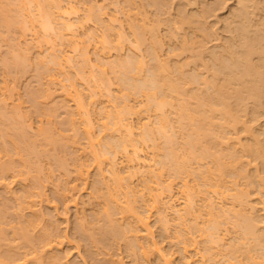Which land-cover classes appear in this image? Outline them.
I'll return each instance as SVG.
<instances>
[{
    "label": "bare ground",
    "instance_id": "1",
    "mask_svg": "<svg viewBox=\"0 0 264 264\" xmlns=\"http://www.w3.org/2000/svg\"><path fill=\"white\" fill-rule=\"evenodd\" d=\"M12 1H17V0H10L11 3H13ZM21 1L19 3H23L22 4L23 6L25 3V7H27L26 10L27 9L30 10L28 7L30 4H28V3H31L33 1L36 2L35 3V5L37 6V7L35 6L36 8L34 6L32 7L30 5L32 7V9L33 8L36 9V12L31 13V10H32L31 9L29 11V13L24 14L25 12H22V11L23 10L25 11V9L18 2H17L18 4H16L15 2L13 3V4H16V5H14L16 7H14L13 4L8 3V1H6V0H3L2 3L5 5H3V4L0 5V12H1L0 13V16H1L0 19H3L2 16L4 14V20L0 21V22H1V24L4 22L3 24H5V27H3L2 25L1 26L4 29L5 28L8 29V31L10 32L9 27L13 28L17 25L16 28H18V30H21L20 32L18 31L19 34H21L23 36L27 35L26 32H28L29 30L32 31L34 33V35L36 34L35 32H37L36 35H39L38 31H37L39 29H36L38 27L42 28L41 31L45 30L46 33L48 31H50L51 35L47 34L46 38L44 37V40L48 41V43L44 40L43 41L45 42V44L46 43L49 44V47L52 48V49L50 48L51 51L55 50V47L57 48V45L59 46L60 50L62 49L61 48L62 46L60 47V45H59V44H61V42H59L58 39L57 40L54 39L58 42L57 45H55L56 41L54 42V40H53V42H54L53 43L51 41L52 38H59L60 37V41H61V39L64 37V39H66V41L70 40L69 43L70 42L73 43L70 45V46H72L70 48L74 47L73 51L71 52V55L69 54L70 52L67 53L66 51H64V48L61 50V52H64V53H61L59 50V52H60L59 54L58 53H52V55H51V52H50V53H48L50 55H46V56H48V60L52 61L51 65L54 64L53 66L57 67L59 64L60 67H57V68H59L58 70H60L62 68L61 66L64 65L63 61L65 64L68 63V65H69V63H70L69 61L72 60L71 58H72V54H73L74 50L76 51V49L81 48L80 51L77 50V51H79L78 57L82 58L81 66H80L81 70L77 69V71L80 70L81 72L79 71L78 73L76 72L74 74L79 76V79H81V82L82 81L83 82H86V81L90 82V80L94 82L93 87H90L91 85H87L85 83V85L88 86V88H91V89L93 88V90L88 89L89 90L88 93L90 92L89 93L90 95H87L90 97V100H88V103L89 104H91V102L95 103L94 101L98 100V98L101 97L102 95H105L107 97V95H109L112 92L111 87H110V84H112V82H110L111 78L110 77L108 78L109 75H107V71L105 69L106 68L105 66H107V65H105V64L107 61V64L109 66V61H110V65H111V61L113 59V57H111V59H109L108 51L110 52V49H112V47L119 50V51L122 50L121 47L123 48V41L125 42L127 40V39L125 40V38L127 37L126 35L128 33V32L126 33V31H125L126 28H125V25L123 24L124 22H122V20H120L121 19L120 17H122V16L120 15V17H119V15L116 14V11L118 9L115 12L112 10L113 13H115V14H110L105 9V7H104V9L102 7L100 8V6L97 4H96L97 7H95V6L92 7L95 4L94 3L91 6L92 1H91V3L89 2L90 5L89 4L86 5L83 2V5L85 4L86 6H90L89 9L87 7L86 11L88 13L86 15L83 12L84 13L83 16L85 18L83 16H81V18L83 17V21L93 20L96 25L98 24L103 29V31L101 29V34H98V35H93L94 32L91 33L90 30L92 28L89 30L90 35L92 34V36H93L92 39L95 40L93 50L95 49L97 51V53H96L97 58H100V57L104 58L106 53H108V55L106 56V59L108 57L109 61H108V59L105 61V58H104L105 63L103 62L102 64H100V62H102V61H100L101 58L95 61V62L100 61L99 62L100 65H97L98 63L95 64V62H93L91 60L93 63L92 65L94 67L96 65V67L99 68V72H100V69L102 72L106 71L105 75L107 77L102 75V80H103L102 81L100 79L101 76L97 75L99 78H96V75L93 74L95 72V68H94V71H93V69H91V70L89 69V71H91V73L89 72L90 74L84 73L85 71L84 72L82 71L84 69V68H82V66L84 67V65H83L84 63L89 61L88 62L89 65H88V63H87V65L90 66V64H91L90 63L91 58L88 55L91 51L88 52L87 49L89 47L87 48V46L90 45L89 39H91L92 36L90 37V35H89L88 40H87V43H89V44L87 46H86V44H87L86 42H84L85 44L82 43L85 40H83L81 37H79V34L77 37V38H79L78 39L79 41L75 37H72V36H77V33L79 31L78 30L76 32V30L74 29V32H72V26L73 27L75 25L77 26V23H79L80 21L79 22H75V21L73 22V20L77 17L74 16L75 17L74 18V17L70 16V14L72 15V13H73V15L75 13H77V9H78L77 4H79V3H76V2H79L78 0H31L30 2H29V0H26V2H28L27 3L28 6H26V2L24 0H21ZM100 1H102V0H100ZM116 1L118 2L120 0H116ZM116 1H114V2H116ZM170 1L171 0H159V1L155 0V2H154L153 0H148L147 1L148 4L145 3L144 5H142L141 3H144L146 1L141 2L139 0L141 7L146 6V5L149 6V5L153 4V6H155V8H157V7L159 8V9H155V10H158L157 13L153 12L156 18L155 17L151 18V24L148 23L150 21H147L146 19H144V20H146L144 22V25H140L137 23L136 24L133 23V25H132L131 24L132 22L130 23L131 28H132V32L134 33L135 38L133 41H131V40H129V41H130V43L133 42L135 47H137L136 46L137 44L146 42V39H147L146 35L150 34L148 36V41L146 42L147 43L146 51H147V54L150 55L149 57H150V60L152 63L151 62L146 63V60H144L143 56H141L142 55L141 54L142 49H139L140 56L137 55L138 54L137 52H136V55H137L136 56L135 53L133 52L134 50L133 51L131 50V47H129L131 50L130 52L133 54H131L130 52L127 53L126 52L127 50H126L124 52L125 54L127 53L126 56L124 54L123 55L124 57H121L120 54L118 53L120 57H118V55H117L118 59L116 58L117 60L114 63L115 68L118 69L117 71L119 73L118 74L119 76L117 77V74H116V77L119 78V82L121 81L124 84L123 89H125V92H123V94H122V91H121V94L119 92L120 96L123 98V99L121 98L122 100L120 102L114 103L118 100H116L113 97V99H112L113 104L111 102H109V104L105 105L106 110H105V115H103V117L105 116L106 118L104 117L105 120L103 121L101 128H102V130L104 129V130L109 131V133L111 135V139H112V136H114V133L116 135V132H117V134L119 133V137L115 136L112 140L110 139L111 140L110 142L107 141L108 145H105V146H109V149L107 148L108 150L106 149V151H105L104 150L105 146H103L104 152L102 151V153L99 152L100 154H97L94 151L95 153L94 152H92V153L95 154L94 155L95 159L98 160L99 162L100 161L103 162L104 160L110 161L109 162L110 165H108V167H110L109 175L113 174L115 177V179H113V182H114V180H116L115 183H117V184L114 183V186H113V188L115 187L117 190L114 189L115 193L110 195L111 197H113L110 199L115 200V204L116 203H122V201H117L116 198L120 197L117 195L118 191H119V195H120V191H121V189H123V191H121V192H123V193H121L122 194L121 198H123L125 196L124 199H126V200L124 201V199H122L125 202V204H123V205L121 204V210H120V204H117L119 206V209L117 208V210L119 212L121 211V213L123 212L122 214L127 213L126 216L128 215L127 216L128 218L131 216L132 222H131V220H129L130 222L129 221L127 222V220H125L128 223V224L126 223L127 226L125 227L124 226L125 224L123 225V224H121V222H119L120 219H119V221L116 219L121 225L124 226V228H123V226L122 227L117 226L118 222L116 223V220H114V218H118V217H112L113 211L108 212L107 209H110V208L105 207L104 213H106L107 215H105L106 218H102L105 221V224H104L105 226L102 225V223H100L101 225L98 224L99 226H97V227L101 226V228L100 229L98 228L99 232L98 231L97 232L99 233V236H100V234L102 235V236H100L101 240L102 239L104 240L105 238L107 239L108 234L111 235V237L113 239H114V237L119 236L121 239H123L122 241H125L126 240L125 238L129 237L130 239L128 238L129 239L128 244H125V246L128 245L127 248L129 250H127V248H126V250L128 252L130 251L129 254H131V256H134V258H133L134 260L137 258L140 259L142 261L141 264H222V263H225V264H246L247 263V264H249V262H250V264H256V262H258V264H259L260 260H257V259L261 258V257H259L260 254H262L261 256L264 255L263 254L264 253V225H261L262 222H264V221H263V218H261V217L258 218V216H260V214L255 215L257 212L255 210H252L255 208V206L252 204L253 202L251 203V201H250V197H253V196L249 193V191H250L249 189L252 190V184L251 183H253L254 185L257 184L255 187L253 185V188L256 189V187L258 186V188H257L258 191L255 189H254V191L252 190V192L253 193L255 192V194H256L257 192H260V189H261L260 193H262L263 187H264V177H263L264 175L260 176V174L261 175L263 174L260 172L264 171V0H182V1L177 0L178 2L181 1V3L176 4V3H178V2H176L175 3L176 5H174V7H173V11H169V8H170V10H172V7H169L170 5H172V4H169V3H171ZM4 2H7V3H4ZM129 2H131L130 4L128 3V5L130 7L131 4H134L136 1L130 0ZM139 2L137 4H139ZM87 3H88V1H87ZM154 3H156V5ZM167 3L169 4V6L167 5ZM6 4H8L7 6L9 8V11L7 9ZM102 4H103V2H102ZM102 4H101V6H102ZM137 4H136V6H137ZM3 6H5V7H3ZM10 6H13L14 9H13V7H12V9H10L11 8ZM79 7H81V6L79 5ZM121 7H122V9H125V8H123V6H121ZM130 9H132V8H130ZM145 9H146V14L145 13L143 14V18L149 17L148 20H150V17H152L154 15H153V13H150L151 12L150 9L149 10H147V8H145ZM160 9H161L162 13H166V14H164V16L166 15L165 17L164 16L162 17L163 14L161 12H160L161 14H159ZM33 10H32V12H33ZM82 10H80V11L82 12ZM119 11L121 12L123 10H119ZM129 11H127L128 12L127 15H131V17H132V14H130ZM152 11H154V9ZM147 13L151 14L152 16H150V15L148 16ZM124 14H126V13H124ZM68 15L72 18V20L70 19V21H69V19L67 18ZM78 15H82V14H78ZM135 16H137V18H138L139 17L138 13H136ZM212 16L214 17V19L213 18L209 19ZM65 18L67 20H65ZM122 19H124V18H122ZM135 20L137 21V19H135ZM80 23L78 25H80ZM114 23H117V25H115ZM145 23H148V24H145ZM160 23H164L165 27L161 26ZM58 24H60L59 26H62V28L68 30L67 32H69L71 29V32H70L71 35H69V36H71L72 39L65 37V35L67 33L66 32L62 33L63 29L61 27L58 28L57 27ZM130 24L127 26H130ZM148 25H149V28L146 29V26L148 27ZM19 27H20V29H19ZM89 27H90V25H89ZM60 28L62 31L61 33H60V31L59 32L57 31V29L60 30ZM94 28H96V30L98 29L97 27H94ZM113 28H115V29L117 28L116 29L117 39L115 37L114 38L115 40L112 39V37H111V36H113L112 35ZM6 29H5V31H6ZM93 29H92V31H94ZM81 30H82V28H81ZM8 31H6L7 35H5L6 40H7L9 35L13 34V33L8 34ZM6 32H5V34H6ZM11 32H12V29H11ZM16 32H14L15 36L18 35V34H16ZM32 32H30V33L32 34ZM42 32H44V31H42ZM0 33H2V32L0 31ZM39 33H40V31H39ZM133 33H132V35H133ZM86 34H89V32L84 33V35H86ZM21 35H18V38H17L18 40H19V37H21ZM44 35H46V34H44ZM12 36H14V35H12ZM15 36L12 39H15ZM67 37H68V35H67ZM5 38H4V40H5ZM9 38H11V37H9ZM38 38L41 42V40H42V39H40L41 36L40 37L38 36ZM64 39H62V41ZM2 40H3V37H2ZM9 40H11V39H9ZM80 40H82V41L80 42ZM15 41H17V40H15ZM24 41H25V39H24ZM43 41L41 43H43ZM66 41H63V42L66 43ZM211 41H212V43L210 45L209 43ZM12 42H10L11 45H12ZM21 42L23 43V40ZM113 42H115V43H113ZM15 43L19 44V41L15 42ZM24 43H26L25 45L28 48V46L30 45V42L28 41V42H24ZM36 43H37V40H36ZM69 43H67V44H69ZM16 44H15V46H16ZM50 44H51V46H50ZM80 44H83L86 47H84V46L81 47L82 45H80ZM44 45H42V46H44ZM64 45L65 44H63V46ZM166 45H167V47L165 49ZM10 46H8V47H10ZM24 46L21 49V51L26 47V46L25 47ZM42 46H41V48H42ZM16 47H18L17 51L19 53V46L17 45ZM45 47H46V45H45ZM135 47L133 46V49H135ZM12 48H13L12 51L16 50V49H14L15 48L14 45ZM41 48H40V51H41ZM44 48H42L43 49V56L45 55L44 52L47 54V52H46L47 48H45V51H44ZM59 48H57V51ZM85 48H87V49H85ZM126 48L128 49V47H125V49ZM137 48H139V46ZM50 49L48 51H50ZM163 49L165 51H163V53H162L161 51ZM27 50L29 52V49H27ZM8 51L9 50L7 49V52ZM21 51H20V53H21ZM57 51L55 50L54 52H57ZM143 51H144V49H143ZM18 53L15 52L14 55L18 54ZM22 53H23V51H22ZM24 53L27 56V52H25V49H24ZM8 55H10V54H8ZM25 55H23V54L21 55V58H20L21 63H19L17 58L20 56V54H19V56L16 55V57H17L16 59L11 54L10 55V63L11 64H7L9 62V61H7V63H3V66H5V64H6V67H7V65L9 66V65L14 64L15 68H16V67H18V66H16V64L18 65V63H19V65L20 64L22 65L25 62L27 63L26 59L30 55H29V53H28L29 56L26 57ZM73 55L76 56L77 54H73ZM98 55L100 57H98ZM46 56H44L43 58H45ZM75 56H73V57H75ZM146 56L144 54L145 59L146 58L148 59V56L147 57ZM171 56H174V57L177 56L178 57L177 59L173 60V62L175 61V63H173V64H169V62H171L169 60V58ZM11 57H12V59H11ZM25 57H26V59H25ZM49 57H50V59H49ZM78 57L76 56V58H78ZM179 57H181V58L179 59ZM6 58H9V57L7 56ZM6 58H5V60H6ZM40 58H42L41 55H40ZM27 60L30 61V59H27ZM35 60H36L35 64L39 65L38 69L36 67L35 68L40 73H41V71H40L41 68H42L41 69L42 72L46 71V70H43L45 68L44 63L41 64V63L37 62V61L42 62L41 61L42 59L39 60V57H38V58H35ZM46 60L47 59H45V61ZM73 60H74V58H73ZM73 60L71 61V63H73ZM82 62H83V64H82ZM48 63H50V62H48ZM55 63H57L56 66H55ZM45 64H47V63H45ZM145 64H146V67H145ZM147 64H149V65H147ZM41 65L42 66L44 65V66L42 67ZM70 65H74V64H70ZM70 65H69V67H70ZM92 65H91V68H93ZM101 65H103V66L105 65L104 68ZM47 66L50 67V65H48V64H47ZM86 66H85V68H86ZM88 66H87V68H88ZM49 67H47V68H49ZM63 67H65V66H63ZM112 67L113 66H111V68ZM50 68L53 69L52 66ZM57 68H55V69L57 70ZM65 68H67V65ZM77 68H79V67H77ZM87 68H86V70H88ZM109 68L110 67H108V69ZM115 68L113 67L112 69L115 70ZM8 69H10V68H8ZM18 69L20 70L19 67H18ZM52 69H48V71H50V70L53 71L54 69L53 70ZM145 69H146V71H145ZM11 70H14V69H11ZM19 70H17V71H19ZM21 70H23V69H21ZM21 70H20V72H21ZM36 71H35V73H36ZM60 71H62V69ZM10 72H12V71H10ZM39 72H38V74H39ZM63 72H64V70H63ZM71 72H73V71H71ZM74 72H75V70H74ZM46 73H47V71H46ZM46 73H44V75ZM51 73H53V72H51ZM60 73L61 72H59V74H57V75H60ZM66 73H69V72L66 71ZM14 74H17V73L14 72ZM41 74L43 75V73H41ZM65 74H63V76ZM85 74H87L88 76ZM101 74L102 73L100 72V75ZM57 75L50 77V74H49V77H50V78H48L49 81H50V79L51 80L58 79L59 76H57ZM38 76H40V75H38ZM103 76H104V79H103ZM46 77H47V75H46ZM46 77H45V79H46ZM67 77H68V74H67ZM67 77L65 76L64 78H67ZM69 77L71 79V77H73V76H69ZM75 77L76 76H74V78H72V79H74V81H75ZM106 78L108 80L110 79V81H107ZM4 80L7 81L6 79H3V81ZM37 80H41V79L37 78ZM58 80L60 81V79H58ZM49 81H48V85H49ZM70 81H71V83L69 82V85H68L69 88L67 90H64L63 93L67 91L68 94H70L72 97H74L75 105H76V106L74 105V107H76L77 110H76V113L73 110L70 111V113H69L70 116L68 117L67 112L70 109H66V110H68L66 112L67 117H65L64 120L69 118L70 121H69V119L66 121H68V125L70 123L71 125H69V126H73L72 128L74 129V127H76L75 125L79 124V123H75L77 117L73 116V112L75 114L83 117V118L81 117L83 123L85 124V126H83V130H84L83 133H86V134H84L86 137L85 138L83 137V139L84 140L87 139V143H88L87 145L91 147V151H92V149H95V146H94V144L96 143L95 141L98 140L97 135H93L94 132H93V134L91 133V130L93 129L92 127L94 125L91 121V118H93V117L90 116V112H92L93 109H91L92 111H90V108H92V107L89 108L88 103H86L87 100L83 98L85 96V94L83 96V94L81 93L82 91H80L81 89L78 90V87H76L74 81L73 82H72V80H70ZM7 82H3V83H5V85H7V87H5L4 84L1 85V87L3 86V88H6L3 90V92H5V91L10 92V93H8L9 97H10V94L12 95L11 90L14 88L12 85L11 86L12 89H11V87H9L10 84L8 85ZM38 82L39 81H37V83ZM62 82H58V83H62ZM104 82H108V83L104 84ZM41 83H42V81H41ZM45 83L47 84V82H45ZM50 83L52 85L54 84V83H52V81ZM64 83H65V81L62 84H64ZM38 84H40V82ZM55 84H57V83H55ZM65 86L63 85V87L66 89L67 86L66 87ZM120 86L121 85L119 84V88H120ZM43 87L45 88V85L44 86L42 85V88ZM7 88H9V89H7ZM44 88H43V90L45 92L39 91V92H42V94L40 93L42 96V99H46V98L48 99V97L51 94H53V95L55 94L54 93L56 91L55 89L50 88L51 90L49 91V90H47V88H45V89ZM120 89H122V88H120ZM8 90H10V91H8ZM46 90H47V92H46ZM53 90H55V91L53 92ZM130 90L136 91V92H133L135 94H138L137 92H139L140 95L142 94V96L145 97V101H143L141 99L143 101L144 105H141L142 101L140 102L139 106H136L138 104H135V103L133 104L134 101H131V99H130V97L132 98V96L129 95L130 94L129 92H132ZM32 91H35V89H33ZM51 91H52V93H51ZM29 92L31 93V90H29ZM39 92L37 94H39ZM43 92L46 94H44ZM34 94H36V93L34 92ZM34 94H32L33 95L32 99H34V102H36L35 99H37L39 97H38V95L36 96ZM68 94L66 93L65 95L67 96ZM119 94H117V95L119 96ZM1 96H0V122L3 124L2 125L3 130L1 131L2 132V136H1L2 141L0 142V179L2 178L1 180H3V178H5V177L9 178L10 175L8 176V174H11V176L14 178L13 180H15V181H17V179H18V181H20L19 178L21 179V184L18 185L19 183H17V185L20 186L19 188L21 189V190H19V188H18V190L21 192H20V194H18L19 191L16 190L15 193H17V191H18V193H17L18 195L16 194L15 196H18V197H16V199L14 198L15 202H16L15 203L16 206H14V207H17L19 209H18V211L15 209L13 211H17L18 214H15V215H17V217L19 216V218L20 217L24 218L25 212L22 214L21 211H23L24 209H28V208H30L28 210L32 211L33 210L32 207L36 206L35 205V200H36L35 198L37 196H39L38 199L41 198L43 196L42 192H44V187H43V185H41L42 183L39 182L41 178L38 176V179L40 178L39 181L36 180L37 178L34 179L35 177H33V176L35 173L33 174L32 170H31V172H32L33 176L31 177V179L32 178L33 179L32 180L30 179L31 181H33L30 183L32 185L30 186L29 184L26 183L27 175L28 174L30 175L29 169L34 170V166L40 160V159L38 160V158L43 157V155L42 156L40 155L41 152H43L42 150H44L45 152L48 151L47 150L48 147L46 148V146L45 147L42 146L43 147L42 148L39 145L37 147H41L42 149L41 148L36 149L37 148L36 144L40 143V141L35 143L33 141L34 138H32V137L37 138L35 135H37L38 131H39V134L41 131V132H43L42 135H44V131L49 130L47 132H51L52 129H51V126L47 123H44L45 128H44V126L40 127V125L39 126L37 125L38 126L37 127L35 125L36 129H38L37 133L33 134L34 136L31 135L32 132L35 131V129H33L31 126V129H33L34 131H31L30 133H29V130L28 131L24 130L26 128L25 122L28 118H26L25 117L26 115L21 112L22 106L20 107V110H19L20 105L19 104H18L19 106L16 105V103H18V102H15V103L13 102L14 103L13 105H16L15 109L13 108V105H12L13 110H11V111L12 112L14 111L13 112L14 115L12 112H10L11 113L10 114L8 112L10 110V108L9 107H8L9 109L5 108L6 105H8V104L5 105V102H7L6 99H7L8 95H6V99H5V95H3L2 97ZM34 96H36V98ZM41 96H40V98H41ZM52 97H49V98H52ZM68 97H69V95H68ZM110 97H108V98H110ZM188 97L189 98L193 97L195 99V101H193L194 103L193 102H190V103L187 102L189 100ZM193 98H190V100ZM4 99H5V102L3 101ZM114 99L116 101H114ZM133 100H134V98H133ZM2 101L4 103H2ZM60 101H61V99H60ZM89 101H91V102H89ZM38 102L40 103V99L38 100ZM59 102H57V104ZM61 102H60V104H61ZM55 103H54V105H56ZM3 104L5 105V106H3L4 110L2 109ZM66 105H65V107H66ZM93 105H91V106H93ZM59 106L60 105H58V107ZM61 106H64V103ZM69 106H70V104H69ZM167 106L169 108L173 107V109H175L174 113L177 115L176 116L177 121L176 120H173V121H176L177 122V123L175 122L176 124L171 122V120L169 119V117L167 115L168 113H166L167 112L166 111ZM16 107H18V108H16ZM35 107H36V105H35ZM6 109L8 111H6ZM54 109H55V107H54ZM71 109H73V108L71 107ZM49 110L51 111V109H49ZM100 111L101 110H99V112ZM144 111L148 112V114H146V112H144ZM150 111L155 112L154 115L156 114L155 115L156 120L154 119L155 123L153 122V124H155L154 126H151L153 124H150V125L148 124L149 121L147 120V117L151 116V115L149 116ZM7 112H8V114H7ZM142 112H144L146 115L144 116L143 115L144 113H142ZM169 113H171V111ZM174 113H172V114H174ZM23 114L25 117L24 120H23V116H22ZM102 114H104V112H102ZM173 117H172V119H173ZM48 118L50 119V117H48ZM78 118H80V117H78ZM134 118L136 119V121H137V118L140 119L142 125L137 122L139 124V126H137L138 124L136 125L135 124L136 122L135 123L133 122ZM170 118H171V116H170ZM83 119H85V121ZM145 119L147 122L145 121ZM151 119H152V117H151ZM151 119H149V120H151ZM45 120H47V119H45ZM28 121H29V119H28ZM48 121L50 123V120H48ZM1 123H0V126H1ZM39 123H41V121ZM39 123H37V124H39ZM46 124L48 126H46ZM80 124H81V122H80ZM174 124L177 127H175ZM178 124H179V127L181 126L182 129H185L188 127L187 128L188 131L185 130V132H186V134H184L185 137H182V138H181V136L178 137V139H180V141L182 139L185 140L184 142L182 140V142L185 143L184 144L185 148H182V149H185V151L181 149L180 151H183V153H181V154L176 151V149H175L176 147H174V144L173 145L171 144L173 141L175 143L177 140L176 139V136H177L176 133H178L179 130L178 131H177V129L175 130L174 127L178 128ZM30 125H31V123H30ZM65 125H67V124H65ZM140 125L143 128H140ZM28 126H29V123H28ZM35 126H33V127H35ZM49 126H50V128L46 129V127H49ZM136 127L137 128L139 127L138 129H140L141 131L137 130L138 131L137 132L135 129ZM27 128H29V127H27ZM42 128H44V129H42ZM68 128H70V127H68ZM181 128H178V129H180V131H181ZM76 129H77V127H76ZM42 130H44V131H42ZM71 131H73V130H71ZM74 131H76V130H74ZM175 131H176V133H175ZM157 132H158V134L161 133L165 137L164 139L167 141V143L171 144V146H167L166 149L163 148L164 151L165 150L166 151L163 152V154H162L163 156L161 155L163 157V159L160 160V162H159V164L161 163L160 166L157 165L158 167H156V166L153 167V164L151 165V161L154 159L155 155L158 156V158H159V155H157V154H160L159 152L162 151V150L157 151L158 153L154 154L156 152V151H154V149L157 150L156 148H160V147H157L158 144L155 143V141L157 139L159 140V138H158L159 135L157 134ZM240 132H244L246 134V137L243 136L244 139L241 138L244 141V143L239 138L242 134V133L239 134ZM27 133L30 134L31 136H28ZM80 133H82V132H80ZM182 133H184V130H183V132L181 131L180 134H182ZM51 134L53 135V133H51ZM155 134L158 135V136L156 135L157 136L156 139L154 138ZM238 135H240V136H238ZM45 136L46 135H44V141L46 138H50V140H52V138H53V137H49L50 135L46 136V137ZM94 136L96 138H94ZM76 137H78V136H76ZM41 138L43 139V137H41ZM74 138H75V136H74ZM100 138L102 139V137H100ZM100 138H99V140H100ZM106 138H108V137H106ZM106 138H104V139H106ZM234 138L235 139L237 138L238 140L237 139L236 140L241 143L239 146V143L236 141L237 145L239 146L238 148H237V145H235L236 143L234 141H230L231 139L235 140ZM55 139H56L55 141H57V139H61V138H55ZM46 140L48 141L49 139H46ZM78 140H79V138H78ZM99 140L97 141V143L100 142ZM158 140H157V142H158ZM162 140H163V138H162ZM246 140H248V142L245 144ZM36 141H37V139H36ZM75 141H77L76 138H75ZM65 142H64V146H65ZM229 142H231V143H229ZM53 143H54V141L52 142L51 146L58 144L56 142L54 144ZM67 143L68 142H66V144ZM80 143L78 142V144H80ZM176 143H178V142H176ZM61 144H63V143H61ZM163 144H164V142H163ZM163 144H162V146H163ZM223 144H225V146ZM60 145H59V147H60ZM75 145H77L76 142H75ZM102 145H103V143H102ZM184 145L182 144L181 147H183ZM70 146H72V145H70ZM86 146H85V148L87 149L88 146L87 147ZM99 146H100V144H99ZM181 147H179V148H181ZM49 148H50V146H49ZM55 148H57V147H55ZM55 148H54V150H55ZM71 148H74V147H71ZM75 148H76V146H75ZM80 148H82V147H80ZM85 148H84V150H86ZM148 148H150L153 151L149 153ZM177 148H178V146H177ZM62 149H63V147H62ZM97 149H99V148H97ZM239 149H241V150L239 151ZM50 150H49V152L52 154L53 151H50ZM99 150H101V149H99ZM241 151H244V154H242V153L240 154ZM45 152H43L44 157H47L48 155L45 156V154L47 152L46 153ZM237 152L239 154H237ZM63 153H65V152H63ZM92 153H90V154H92ZM120 153L124 156V158H122L120 160V163L121 162H122V164H123V162L125 163V165L123 164L124 170H121L120 167H122V166H120V165H119L120 167L118 166V164H119L118 159H120L118 154H120ZM63 155H65V154H63ZM4 156H5V158H4ZM12 156H14V157L12 158ZM17 156H18V158H20L19 161L14 159V158L17 159ZM242 156H244V157L242 158ZM250 156L253 158L254 161L258 160L260 162L262 167L260 166V164H258V163H256V164L259 165L261 167V169H263V170H260L259 169L260 167L256 166V168H254V170H251V171H253V172H251L252 175L247 174V172L243 173V171H245L243 169L244 168L246 169V166H245L246 163H247V165H249L248 163H250V162L252 163V161H253V160H250ZM245 157H246V159H245ZM22 158H24L25 160ZM53 160H54V162H56L57 158H56V160H55V158ZM154 160L158 161L156 159H154ZM192 160L193 161L195 160L194 162H196L197 166L193 165L194 163H192L193 162ZM244 160H246V161L243 164ZM248 160H250V162ZM14 161L19 163L17 165L18 169L14 166V165H16V163H14ZM21 161H22V163H20ZM60 161H61V159H60ZM75 161H77V160H75ZM98 161H97V164H99ZM108 161H107V163H108ZM80 162L78 161V164H73L74 165L73 170L76 173L75 178L77 176L79 179L80 178L83 179L84 173L87 170V169L85 170V168L87 166H84V164H82V162L81 163ZM33 163L35 165H33ZM20 164L24 165V166L28 165L27 167H25L27 169L25 170L24 166H22V168L24 170L23 171L21 168H19L21 166ZM65 164H66V166H68L66 162H65ZM40 165L41 164L38 162L37 166H35V170H36L37 174H40V172H41L42 167ZM100 165L101 164H99L98 167ZM102 165H104V164H102ZM66 166L63 165L64 170L66 173H69V168H67ZM151 166L153 168H155V167L156 168L152 169ZM243 166H245V167H243ZM59 168L62 169V167H59ZM105 169H107V168H105ZM251 169H252V167H251ZM100 170L102 171V168ZM165 170H169L168 171L170 173L169 176L166 175V177H164V173H165L164 171ZM256 170H257V172H255ZM258 171L260 174L258 173ZM47 173L49 174L50 171ZM254 173H256V174L258 173L259 175L257 174V177H256L255 176L256 174H254ZM37 174H35V176ZM101 174H103V173H101ZM166 174H167V172H166ZM191 174L195 175L192 177L193 179H189L187 177ZM243 174H246V175L243 176ZM49 175H51V173ZM113 175H111V177ZM137 176H139V179H141L140 183L138 181L134 182L133 181L134 178L132 179V177L136 178ZM242 176L245 179H247V178L250 179L253 176V179H250L249 181L246 180V182L248 181V183L245 182L246 184L245 183L241 184V182H240L241 187L246 185V187H243L245 189L241 188L240 185L237 184V182L239 183V181H240V180L238 181V178L242 179V181L243 180L245 181V179L241 178ZM44 178H45V175H44ZM177 178L180 179V181H178ZM254 178H255V181H254ZM79 179H77V180H79ZM103 179H101V180H103ZM22 180H24V181H22ZM175 181H176V183H178L177 185H176ZM24 182L27 185H29L31 188L29 186H27ZM5 183H7V182H5ZM98 184H100V183H98ZM247 184H251L250 185L251 188H249V186ZM101 185H103V183H101ZM44 186H45V184H44ZM98 186H96V187H98ZM41 187L43 188L42 189L43 191L41 190ZM72 187H73V185H72ZM117 187L119 188V190ZM106 188H107V186H106ZM95 190H97L96 192L101 191L100 189H95ZM95 190L93 189L94 192H95ZM98 190H100V191H98ZM105 190L106 191L110 190V187L105 189ZM116 191H117V193H116ZM64 192H65V190L63 191V193ZM96 192L94 194H96ZM108 192H106V193H108ZM91 193H93V192H91ZM111 193H113V192H109L108 194H111ZM64 194H65V196H67L66 193H64ZM64 194H62V195H64ZM104 194H105V192H104ZM11 195H12V192H11ZM97 195H98V197L96 195H95V197L98 199L100 197V195L99 194H97ZM8 196H10V195H8ZM4 197L5 196H3V198ZM114 197H115V199H114ZM258 197L259 196H257L256 198H258ZM263 197H264V195L261 198H263ZM102 198H100V199H102ZM106 198H107V196H105V200H106ZM217 198L220 200H218ZM225 198H228V201ZM256 198H255V200H257L258 202H259V200H261L260 198H258V199H256ZM6 199H9L8 201L12 202L13 197L12 198L6 197ZM138 199H139V202H138ZM92 200H94V199H92ZM74 201L76 202V200H74ZM111 201H110V203H111ZM263 201H264V198H263ZM4 202H5V200L3 199V203L2 202L1 203L4 205L5 204ZM98 202H100V201H98ZM105 202H107V201H104V203L103 202L100 203L101 205L103 204L101 210H103ZM108 202H107L106 206L112 205V204H108ZM136 202L137 203L141 202V204L137 206V204H135ZM1 203H0V205L2 207H4ZM7 203L8 202H6V204ZM64 203H66V202L64 201ZM112 203H113V207H115L116 205H114V202H112ZM262 203L263 202H261L260 204H262ZM8 204L5 206H8ZM67 204H66V206H67ZM98 204H97V206H98ZM11 206L12 205H9L8 208H10ZM263 207L264 206H262V208ZM152 208H156V209H158V211L160 213H162V214H159V216H161V215L162 216L160 218L159 217L158 218H159V220L161 219V221L163 223V225L161 227H163L164 230L166 231L165 235L168 234L167 233V231H168L167 229H169L168 226L170 225V223H172L170 221L172 219H174V218H170L171 216H168L169 212L171 211V212L176 214V218L173 221L178 223V225H177L178 227L176 228L177 230L174 229L176 231L172 234V236L176 240H178V243L181 244V246H179V248L181 247L180 249L176 248V250L179 251L178 253H181V254H179V255H181L180 257H179V255L176 256L177 257L176 259H178V258L180 259V260L178 259L179 261L177 260V262L175 261V259L172 256V254H173V253H171L173 251L172 248H171V251H169V250L166 251L165 248L163 247L164 245L161 246L160 245L161 243L159 244L158 243L159 241H156V239H154L152 236V230H151L152 228L150 225L151 222L149 224V221H148L149 216L147 214H145V213H147V211L149 209H150L149 210V212H150ZM257 208H259V207H257ZM257 208H256V210H257ZM34 209H35V207H34ZM97 209L100 213L101 210H99L98 207H97ZM1 210L4 211L5 209L3 210L1 208ZM110 210H112V209H110ZM7 211H8V209H7ZM37 211H34L33 213L35 214ZM253 211H255V213ZM19 212H21V213H19ZM101 212H103V211H101ZM156 212H157V210H156ZM263 212H264V210H263ZM30 213H28V215ZM114 214L113 215L116 216V212ZM22 215H24V216H22ZM28 215L25 216L26 219L21 218L22 220H20L19 218L16 220L17 217L13 216L16 220V221L15 220L14 221L19 222V224L16 223L17 225L16 224L15 225H9L10 227L13 226V227H11L12 229H9V226H4L6 228H3V226H2L3 224H5V225L9 224V221L11 218L9 219V221L8 220L6 221V219L4 220L0 216L1 217V220H0V264H24L25 262H27V260L30 259L28 255H30V257L33 256L37 260V261L35 260L37 262L35 264H43L45 262H43L44 261L43 259L40 260L41 257L43 256L41 252H43L45 250L46 246L48 247L51 244H53V242H54V244H56L55 241L52 239L53 234H51L52 233L51 231H49V232H48V230L42 231L43 230L42 229L41 230L42 232L37 233L36 235H34L32 233V231L34 229L33 227L36 225H34V222L32 220L33 214L31 216L29 215L32 219L29 218ZM33 216H37V213ZM95 216H97V215H95ZM105 216H103V217H105ZM120 216H123V215L120 214ZM37 218L36 219L34 218V220H37ZM41 218H42V216H41ZM83 218H84V216H83ZM98 218H99V216H98ZM228 218L231 219L230 221L235 225L234 228H237V231H238L237 235H233L235 238H233V236L231 235L233 240L231 238L232 241H230L229 243L227 242V241H229V240H227L228 238L226 239V232L227 233L229 232L228 227H231V226H227L226 232L223 229L225 227L224 224H226L227 222H230L229 220H227ZM260 218L262 221H261V224L258 225V223L260 222V220H259ZM124 219H127V218H124ZM2 220H4V221L2 222ZM77 220H78V218H77ZM233 220H234V222H233ZM81 221H82V219H81ZM86 222L87 221H85V224H86ZM92 222H93V220H92ZM14 223L12 221V224H14ZM79 223L81 224V222H79ZM90 223H91V221H90ZM176 223H175V226H176ZM227 225H229V223ZM234 225H232V226H234ZM14 226H17V227H14ZM49 226H50V224H49ZM83 226H85V225H83ZM47 227H48V225H47ZM57 227L58 226L55 225V229ZM185 227H188L191 229L193 227L197 228L196 229L197 232L200 233L198 235L200 236V238L201 237L202 238L197 239V238L193 237V234H194V232L196 233V230L194 231L193 230L194 228L192 230H188V228H185ZM7 228L12 232V238L15 236L17 238L16 241L20 240L18 244H16V245L14 244V246L12 243H10V245H9V243L5 244V242H7L8 238H9L8 233H10V231H8ZM31 228H32V231H31ZM48 228H51V227H48ZM4 229H5L6 233L8 231L7 237H6V234L4 233ZM44 229H47V228H44ZM78 229H80V228H78ZM86 229H88V227ZM86 229L84 230V228H83L84 231H87ZM186 229L188 230V232L191 231L190 234L192 236H190L189 233L186 232L187 231ZM164 230H162V232H164ZM170 231H171V229H170ZM192 231H193V234H192ZM237 231H234V232H237ZM37 232H38V230H37ZM55 232L57 233V234L55 233L56 236H58V232L56 230H55ZM89 232H90V230H89ZM92 232H94L93 229H92ZM97 232L95 230L94 234ZM13 233H14V236H13ZM127 234L129 236L124 238L123 235H127ZM96 235H95V237L97 239L98 236H96ZM169 235H170V232H169ZM172 236H170V237H172ZM92 237L94 238V236H91V238ZM102 237H105V238H102ZM53 238H55V236ZM88 238H89V236H88ZM141 238H144L145 241H141L140 240ZM85 239H87V238H85ZM96 239L94 238L93 240H96ZM98 239H99V237H98ZM166 239H168V238H166ZM4 240H5V242L3 243ZM198 240L202 241L203 245H202V247H200V249L201 248H203V249L201 252L199 251V249H198V251L195 249L196 250L195 252H197L198 254L200 252V254L199 255L197 254L199 256V259L197 258V260H194L195 259L193 256L194 254L192 253L193 255H191V253L189 252V248H190V246L192 248L193 247L196 248V243ZM110 241H112V240H110ZM9 242H12L10 240V238H9ZM126 242H127V240H126ZM59 243H61V242L59 241ZM94 243H97V242L94 241ZM102 243H100V244H102ZM199 243H197V244H199ZM4 244L7 245V247H5ZM11 244H12V247H11ZM225 245L229 246L228 249H230V250H227L228 252L224 251V249L226 250V248H227V246H225ZM53 246H55V245H53ZM57 246H58V244H57ZM95 246H97V245H95ZM59 247H60V245H59ZM220 247H222V248L226 247L224 249L221 248V252L224 251L227 254V255H225V253L223 252L224 256H222L223 254L221 255L222 259L223 258L225 259V260H223L224 262H222L218 259V255L220 253ZM245 247H247V248H245ZM217 248H219V249H217ZM243 248H245L246 252H245V250L244 251L242 250ZM19 249H24V251L19 252ZM110 249H111V247H110ZM108 250L109 249L107 247V251ZM176 250H175V252H177ZM250 250H251V252L253 251V253L249 254ZM254 250H256L258 252L257 258L254 257V255H253V254H255L254 252H256ZM20 251H22V250H20ZM39 251H41V252H39ZM38 252L41 253L42 256H40V254L38 255ZM65 252H63V253H65ZM191 252H194V251H191ZM202 252H204V253H202ZM106 253H103V254L108 255ZM108 253H110V252L108 251ZM20 254H22V256H17ZM53 254H55V253H53ZM65 254H67V253H65ZM240 254H243V255H240ZM95 255H94V257H95ZM255 255H257V254H255ZM49 256H51V255H49ZM56 256H57V254H55V260H53L54 263H53L52 259H50L52 261V262L50 261L51 263L58 264L59 259L57 260ZM221 256H220V259H221ZM241 256L246 257V259L241 258ZM33 257H31V258L33 259ZM92 257H90V258L93 259ZM174 257H175V255H174ZM195 257H196V253H195ZM44 258H45V256H44ZM49 258H51V257H49ZM107 258H109V257H107ZM112 258H111V260L109 259L112 264H120L118 260L115 261L113 259L115 261V262H113ZM53 259H54V257H53ZM253 259L256 262H254ZM65 260H67V259H65ZM103 260H105V259H103ZM121 260L122 259L120 257V261ZM244 260L245 261L250 260V261L245 263ZM55 261H56V263H55ZM62 261H60L61 264H62ZM95 261H97V259ZM98 261H99V259H98ZM107 261L108 260H106L105 262H107ZM60 262H59V264H60ZM84 262L86 263L85 260H84ZM122 262H123V260H122ZM33 264H34V262H33ZM63 264H65V263L63 262ZM66 264H68V263H66ZM72 264H74V263H72ZM93 264H96V263H93ZM104 264H106V263H104ZM131 264H133V263H131ZM260 264H264V258H263V262H261Z\"/></svg>",
    "mask_w": 264,
    "mask_h": 264
},
{
    "label": "rangeland",
    "instance_id": "2",
    "mask_svg": "<svg viewBox=\"0 0 264 264\" xmlns=\"http://www.w3.org/2000/svg\"><path fill=\"white\" fill-rule=\"evenodd\" d=\"M3 1V0H2ZM2 1L0 0V5H2L3 3H2ZM6 1H8V3H11L10 2V0H6ZM19 0H17V1H12L13 3L15 2L16 4H18L19 2H18ZM25 2H26V0H24ZM31 0H29V2H30ZM79 2H76V3H79V4H77L78 5V9H77V13L78 14H82V15H78L77 13H75L74 15H73V13H72V15L70 14V16L71 17H79L78 19L77 18H75L74 20H73V22L75 21V22H79L80 23V25H78L79 23H77V26L75 25L74 27L72 26V32H74V29L76 30V32L78 31V33H77V36H72V37H75L77 40L79 39V38H77L78 37V34H79V37H81L83 40H85V41H83L82 43H84V42H86L87 43V40H88V37H89V35H90V31H91V33H93V35H98V34H101V26H99L98 24L96 25L95 23H94V21L93 20H86V21H83V14L85 13V15L88 13L86 10H87V7H88V9H89V7L90 6H86V5H88L89 4V2L91 3V1H92V4H91V6L92 7H97V5H99L100 6V8L102 7L103 9H104V7H105V9L110 13V14H115V13H113V11L115 12L117 9V11H116V14L117 15H119V17H120V15L122 16V17H120L121 19L120 20H122V22H124L123 24L125 25V28H126V33H127V37L125 38V40L127 41H123V48L121 47V49L122 50H117V49H115V48H113L112 47V49H110V52L108 51V53H109V55H108V53H106V55H105V61L108 59V57H109V59H111V57H113V59H112V61H111V65H110V61H109V59H108V61H109V66H108V64H107V61H106V64L105 65H107V66H105L106 68V71H107V75H109L108 76V78L110 77L111 78V81H110V79L108 80L107 78V81H110V82H112V84H110V87H111V93L109 94V95H107V97L105 96V95H102L101 97H99L98 98V100H95L94 102L95 103H92L91 101H89V102H91V104H89L88 103V100H90V97L89 96H87V95H90L89 93H88V89H90V90H93V88L91 89V88H88V86H86L85 85V83L87 84V85H91L90 87H93V84H94V82L93 81H91L90 80V82H88V81H86V82H81V79H79V76L78 75H76V74H74V73H78L80 70H81V68H80V66H81V60H82V58H80V57H78V53H79V51H80V49L81 48H79V49H76V51L74 50V52H73V54H77L76 56L78 57V58H76V56L75 55H73L72 54V60H73V58H74V60H73V63H71V61L72 60H70L69 62V65L70 64H74V65H70V67H69V65H68V61L66 62L67 64H65L64 63V61H63V66H65L66 67V65H67V68H65V67H63V66H61L62 68V71H60V70H58L59 68H57V67H60L59 66V64H58V66L57 67H54L53 65H51V62L52 61H49L48 60V56H46V55H50V54H48V53H50L51 52V55H52V53H60L61 52V50L64 48V51H66L67 53L68 52H70L69 54L71 55V52L73 51V48H70V47H72V46H70L71 44H73V43H69V41L70 40H67L66 41V39H64V37L62 38V39H64L63 41H66V43H64L63 41H62V39H61V41H60V37L59 38H52V42H53V40L54 39H58V41L59 42H61V44L63 43V44H65L64 46H63V44L61 45V44H59L60 45V47L62 48L61 50H60V48H59V46L57 45V41L56 40H54V42L56 41V44L55 45H57V48H59L58 49V51H57V48L55 47V50L57 51V52H54L55 50H52L51 51V47H49V44H47L48 43V41H46V40H44V37L46 38V36H47V34H50L51 35V33H50V31H48L47 33H46V31L45 30H42V31H44V32H42L41 31V29L42 28H36V29H39V30H37L38 31V34L39 35H36L37 34V32H35L36 34L34 35V33L32 32V31H28V32H26V34L27 35H21V34H19V32L21 31V30H18V28H16V26L15 27H13V28H10L9 27V29H10V32L8 31V29H6V31H8V34H11V33H13V34H11V35H9L8 36V38H7V40H6V36L5 35H7V32L5 31V29L3 28V27H5V24H1V22H0V31L2 32V33H0V96L2 95H5V99H6V95H8V97H7V99H6V101L7 102H5V99L3 100L4 102H5V105L6 104H8V105H6V107L5 108H7V109H9L10 108V110L8 111L7 109H6V111H8L9 113L10 112H12L11 110H13V108L15 109V106L16 105H18L19 106V110H20V107L22 106V109H21V112L22 113H24L26 116V118H28L29 119V121H28V119L26 120V128L24 129V130H26V131H28L29 130V133L31 132V131H34L33 129H35V131L34 132H32V134L31 135H33V134H35V133H37V130L38 129H36V126L38 125H40V127H43L45 124L44 123H47V124H49L50 126H51V129H52V131L51 132H47V131H49V130H47V131H44V130H42V131H44V135H46V136H49V137H53L52 138V140L54 141V143L56 142V143H58V144H56V145H53V146H51L52 145V140H50V138H46V139H49L48 141L45 139V141H44V135H42L43 134V132H41L40 131V134H39V131H38V133H37V135H35L37 138H35V137H32V138H34V142L35 143H37V142H39L40 141V143H38V144H36V147L37 146H46V148H47V150L48 151H44V150H42L43 152H45L46 154H45V156H47V157H44V154H43V152H41V156L43 155V157H41V158H38V162L41 164L40 166L42 167V169H41V172H40V174H37L36 173V170H35V166H37V164H38V162L36 163V165L33 163V165H35L34 166V170L33 169H29L30 170V175L28 176L27 175V181H26V183L27 184H29L30 186L32 185V184H30L31 182H33V181H31L32 179H31V177L33 176L32 175V172H31V170L33 171V174L35 173V174H37L36 176H35V174H34V176L33 177H35L34 179H36V180H38L39 181V179H40V181L39 182H41L42 184L41 185H43V187H44V192H42V197L41 198H39L38 199V197L39 196H37L35 199V205L36 206H33L32 208H33V210L32 211H30V210H28V209H30V208H28V209H24L23 211H21L22 212V214L24 213V215L25 216H27L28 215V213H30L29 215L31 216L32 214L33 215H35L36 213H37V216H33L32 215V218L29 216V218H31L32 220H33V222H34V225H36V226H34L33 228V231H32V228H31V231H32V233L34 234V235H36L37 233H40V232H42V231H45V230H48V232L49 231H51L52 233L51 234H53L52 235V239L55 241V243L56 244H54V242H53V244H51L50 246H46V248H45V250L43 251V252H41V251H39V252H41L42 253V255H41V253H39L38 252V255L40 254V256H42L41 257V259L40 260H44L43 262H45V263H43V264H53L54 263V261L53 260H55V254H57V256H56V259L58 260V264H59V262L60 261H62V264H63V262L66 264V263H70V264H72V263H74V264H93V263H96V264H104V263H108V264H110L111 262H110V260H111V258H112V260L114 259L115 261H119V263L120 264H131V263H133V264H141V260L140 259H133L134 258V256H131V254H129L130 253V251L128 252L127 250H129L128 248H127V246L128 245H126L125 246V244H128V240L130 239L129 237H127V236H129L128 234L127 235H123L124 236V238L125 237H127V238H125L126 240H127V242H126V240L125 241H122L123 239H121L119 236H117V237H114V239L111 237V235H107V239L105 238V237H102V238H105L104 240L102 239H100L101 237L100 236H102L101 234H100V236H99V229L101 228V226L100 227H97V226H99V225H101L100 223H102V225H104L105 224V221H104V219H102V218H106V216L105 215H107L106 213H104V209H105V207L106 208H110V209H112V210H110V209H107V211L108 212H111V211H113V214L116 212V216H114L113 214H112V217H118V218H114V220H118L119 221V219H120V221L119 222H121V224H125L124 226L126 227L127 225H126V223L129 221V220H131V222H132V217L130 218H128L127 216H126V214H122L121 213V211L119 212L118 210H117V208L119 209V206L117 205V204H120V210H121V204L123 205V204H125V200L126 199H124V197L123 198H121L122 196V194L121 193H123V192H121V191H123V189H121V191H120V195H119V191H118V196H120L119 198H116L117 199V201H122V203H116L115 204V200H113V199H110V198H113V197H111L110 195H112V194H114L115 193V190L114 189H116L115 187L113 188V186H114V183H115V181L116 180H114V182H113V179H115V177H114V175L113 174H110L109 175V170H110V167H108V165H110L109 164V162L110 161H108V160H104L103 162H99L98 160H96L95 159V152L97 153V154H100V153H102V151H103V146H105V145H108V142H110L115 136H118L119 137V133L117 134V132H116V135H115V133H114V136H112V139H111V135H110V133H109V131H107V130H102V123H103V121L105 120V118L103 117V115H105V105L106 104H109V102H111L112 104H113V97L116 99V100H118V101H116L115 99H114V101H116V102H114V103H117V102H120L123 98L120 96V94H121V91H122V94H123V92H125V89H123V86H124V84L120 81L119 82V78H117L119 75V73H118V69L117 68H115V65H114V63L116 62V60L118 59V57H124L123 55L125 54L124 52L126 51L127 53L128 52H130L131 50L135 53V55H136V52L138 53L137 55H139L140 56V51H139V49H142L141 50V56H143V58H144V60H146V63L148 62V63H150L151 62V60H150V55L149 54H147V51H146V45H147V41H148V36L150 35V34H147L146 36H147V39H146V42H143V43H140V44H137L136 46L138 47L139 46V48H137V47H135V45H134V43L132 42V43H130V41L129 40H131V41H133L134 40V38H135V35H134V33L132 32V28H131V24L133 25V23L134 24H140V25H144V22L147 20V21H150V22H148V23H150L151 24V18H153V17H155V15H154V13L156 12L157 13V11L158 10H155V9H159L157 6V8H155V6H153V4L152 5H146V6H142L141 7V5H140V2H139V0H135L136 2V4L139 2V4H137V6H136V4L134 3V4H131V6L129 7V5H128V3L130 4L131 2H129L130 0H120V1H116V0H102V1H100V0H78ZM87 1H88V3H87ZM114 1H116V2H114ZM141 2H144V1H146V2H144V3H141L142 5H144L145 3L146 4H148L147 3V1L148 0H140ZM154 2H155V0H153ZM157 1H159V0H157ZM173 1V2H172ZM182 1V0H181ZM181 1L180 2H178L177 0H171L170 2L171 3H169V4H172V5H170L169 6V4L167 3V5L169 6V7H172V10H170V8H169V11H173V7H174V5H176V4H179V3H181ZM18 2V3H17ZM22 2V1H21ZM83 2L86 4H84L83 5ZM102 2H103V4H102ZM176 2H178V3H176ZM184 2V1H183ZM186 2V1H185ZM4 3H7V2H4ZM13 3H11V4H13ZM27 3L28 2H26V6H28L27 5ZM35 3L36 2H31V3H28V4H30L32 7L34 6H36L35 5ZM75 3V4H76ZM116 3V4H115ZM176 3V4H175ZM16 4H13V6L14 5H16ZM20 5H22L23 3H19ZM97 4V5H96ZM101 4H102V6H101ZM121 4V5H120ZM155 5H156V3H154ZM3 5H5V4H3ZM8 4H6V6H7ZM10 5V4H9ZM28 6L29 7V9L31 10L32 9V7L31 6ZM79 5L81 6V7H79ZM83 5V6H82ZM90 5V4H89ZM119 5V6H118ZM135 5V6H134ZM13 6H10L11 8L10 9H12V7ZM18 6V5H17ZM23 6V5H22ZM21 6V7H22ZM98 6V7H99ZM121 6H123V8H125V9H122V7ZM153 6V7H152ZM3 7H5V6H3ZM2 7V8H3ZM14 7H16V6H14ZM14 7H13V9H14ZM31 7V8H30ZM37 7V6H36ZM35 7V8H36ZM115 7V8H114ZM117 7V8H116ZM18 8V7H17ZM23 8L25 9V11L23 10L22 12H25L24 14H27V13H29V11L30 10H26V8L27 7H25V3H24V6H23ZM22 8V9H23ZM35 8H33L32 10H33V12H32V10H31V13H34V12H36V9ZM77 8V7H76ZM86 8V9H85ZM114 8V9H113ZM120 8V9H119ZM130 8H132V9H130ZM145 8H147V10H149L150 9V13H153V15L154 16H152L151 14H149V13H147L148 14V16L150 15V16H152V17H150V20H148V18L149 17H147V18H143V14L145 13L146 14V9ZM7 9H8V11H9V8H8V6H7ZM16 9V8H15ZM83 9V10H82ZM99 9V8H98ZM128 9V10H127ZM154 9V11H152V10ZM79 10V11H78ZM80 10H82V12L80 11ZM111 12H110V11ZM113 10V11H112ZM119 10H123V11H119ZM130 10V11H129ZM11 11V10H10ZM127 11H129V13L130 14H132V17H131V15H127L128 14V12ZM21 12V13H22ZM84 12V13H83ZM118 12V13H117ZM162 13V11H161V9L159 10V14H161ZM1 13V12H0ZM124 13H126V14H124ZM134 13V14H133ZM136 13H138V18H137V16H135L136 15ZM168 13V12H167ZM163 15H162V17L164 16V14H166V13H162ZM67 15V14H66ZM69 15H68V19H69V21H70V19L72 20V18L70 17ZM81 16H83L82 18H81ZM129 16V17H128ZM166 16V15H165ZM164 16V17H165ZM1 17V16H0ZM3 19H0V21H3L4 20V14H3ZM19 17V16H18ZM66 17V16H65ZM134 17V18H133ZM85 18V17H84ZM122 18H124V19H122ZM127 18V19H126ZM129 18V19H128ZM141 18V19H140ZM156 18V17H155ZM211 18H213L214 19V17L212 16V17H210L209 19H211ZM132 19V20H131ZM135 19H137V21L135 20ZM144 19H146V20H144ZM65 20H67L66 18H65ZM82 20V21H81ZM124 20V21H123ZM130 20V21H129ZM90 21V22H89ZM135 21V22H134ZM143 21V22H142ZM86 22V23H85ZM129 22V23H128ZM132 22V23H131ZM140 22V23H139ZM88 23V24H87ZM92 23V24H91ZM131 23V24H130ZM143 23V24H142ZM148 23H145V24H148ZM75 24V23H74ZM115 25H117V23H114ZM130 24V26H127V25H129ZM161 24V26H164V23H160ZM163 24V25H162ZM3 27H2V26ZM21 25V24H20ZM60 24H58V28L59 27H61L62 28V26H59ZM89 25H90V27H89ZM97 27L98 29V31L96 30V28H94V27ZM99 26V27H98ZM7 27V26H6ZM116 27V26H115ZM165 27V26H164ZM4 30H3V29ZM8 28V27H7ZM16 28V29H15ZM61 28H60V30L59 29H57V31L59 32L60 31V33L62 32L61 31ZM78 28V29H77ZM81 28H82V30H81ZM86 28V29H85ZM94 30V31H92V29ZM131 28V29H130ZM147 28H149V25H148V27L146 26V29ZM11 29H12V32H11ZM19 29H20V27H19ZM63 29V32L62 33H67L66 35H65V37L66 38H71V36H69V35H71V29H70V31L69 32H67L68 30H66V29H64V28H62ZM88 29V30H87ZM91 29V30H90ZM100 29V30H99ZM117 29V28H116ZM116 29L115 28H113V30H112V35L113 36H111L112 37V39H114L116 36H117V31H116ZM130 29V30H129ZM66 30V31H65ZM84 30V31H83ZM90 30V31H89ZM17 31V32H16ZM19 31V32H18ZM39 31H40V33H39ZM56 31V32H57ZM87 31V32H86ZM102 31H103V29H102ZM5 32H6V34H5ZM14 32H16V34H18V35H21V37H19V40L17 39L18 38V35H16L15 36V33ZM30 32H32V34L30 33ZM80 32V33H79ZM89 32V34H86V35H84V33H88ZM97 32V33H96ZM133 33V35H132V33ZM69 33V34H68ZM96 33V34H95ZM44 34H46V35H44ZM73 34V33H72ZM83 34V35H82ZM116 34V35H115ZM12 35H14L15 36V39H12L14 36H12ZM67 35H68V37H67ZM75 35V34H74ZM81 35V36H80ZM88 35V36H87ZM23 36V37H22ZM38 36L40 37L41 36V38L40 39H42L41 40V42L44 40V41H46L47 43L45 44V42L43 41V43H41L40 42V40H39V38H38ZM83 36V37H82ZM85 36V37H84ZM92 36V34L90 35V37ZM2 37H3V40H2ZM9 37H11V38H9ZM36 37V38H35ZM49 37V36H48ZM54 37V36H53ZM4 38H5V40H4ZM38 38V39H37ZM74 38V39H75ZM80 38V39H81ZM85 38V39H84ZM93 38V36L91 37V39ZM9 39H11V40H9ZM24 39H25V41H24ZM72 39V38H71ZM89 39V43H90V45H88L89 43H87L86 44V46H87V48H85V49H87L88 50V52L89 51H91L88 55H89V57L91 58L90 59V66H88L89 65V61L88 62H86V63H84L83 64V62H82V64L84 65V67L82 66V68H84L82 71L84 72V73H87V74H90L91 73V71H89V69L91 70V69H93V71H94V68H95V72L93 73V74H95L96 75V78H99L98 76H101V80H102V75H104L105 77H107L106 75H105V73H106V71H101V69H100V72L102 73L101 75H100V72H99V68H97L96 67V65H95V67L92 65L93 63H92V61L93 62H95L96 60H98V59H100L101 57L98 55V57H100V58H97V51L94 49L93 50V48H94V39ZM116 39H117V37H116ZM15 40H17V41H15ZM23 40V43L21 42ZM36 40H37V43H36ZM115 40V39H114ZM12 42V45H11V43L10 42ZM19 41V44L17 43H15V42H18ZM30 42V45L28 46V48H27V46L25 45L26 43H24V42ZM79 41V40H78ZM82 40H80V42H81ZM91 41V42H90ZM8 42V43H7ZM32 42V43H31ZM35 44H34V43ZM50 42V41H49ZM51 42V43H52ZM53 42V43H54ZM116 42V41H115ZM115 42H113V43H115ZM41 43V44H40ZM67 43H69V44H67ZM146 43V44H145ZM211 43H212V41L209 43L210 45H211ZM7 44V45H6ZM9 44V45H8ZM15 44H16V46L18 45L19 46V53H18V51H17V49H18V47H16L15 46ZM23 44V45H22ZM29 44V43H28ZM46 45V47H45V45ZM85 44V43H84ZM126 46H125V45ZM128 44V45H127ZM131 46H130V45ZM143 44V45H142ZM11 45V46H10ZM13 45H14V49H16V50H14V51H12V47H13ZM22 45V46H21ZM26 47H25V46ZM42 45H44V46H42ZM54 45V46H55ZM69 45V46H68ZM80 45H82L81 47H86L85 45H83V44H80ZM8 46H10V47H8ZM23 46L25 47L24 49H25V52H27V56H29V57H27L26 55H25V53H24V49L22 50L23 51V53H22V51H21V49L23 48ZM31 46V47H30ZM41 46H42V48H47L46 49V52H47V54L44 52V56H46L45 58H43L44 56H43V49L41 48ZM50 46H51V44H50ZM133 46L135 47V49H133ZM144 46V47H143ZM8 47V48H7ZM66 47V48H65ZM70 49H69V48ZM80 47V46H79ZM125 47H128V49L126 48L125 49ZM129 47H131V50H130V48ZM166 47H167V45L165 46V49H166ZM29 49V52H28V50L27 49ZM40 48H41V51H40ZM45 48H44V51H45ZM50 49V51H48L49 49ZM7 49L11 52H7ZM11 49V50H10ZM119 49V48H118ZM143 49H144V51H143ZM59 50H60V52H59ZM77 50H79V51H77ZM117 50V51H116ZM138 50V51H137ZM20 51H21V53L23 54V55H25L26 57H27V59H30V61L29 60H27L26 59V57H25V59H26V61H27V63L25 62V63H23L22 65L20 64L19 65V63H21L20 61H21V53H20ZM96 51V52H95ZM123 51V52H122ZM163 51H165L164 49L161 51L162 53H163ZM6 52V53H5ZM18 53V54H15L14 55V53ZM28 53H29V55H28ZM42 53V54H41ZM61 53H64V52H61ZM120 54V56H119V54ZM123 53V54H122ZM126 53V54H127ZM131 53V52H130ZM8 54H12V56H14V58L16 59L17 57H16V55L17 56H19V54H20V56L17 58L18 59V65L16 64V66H18L19 68H20V70L21 69H23V70H21V72H20V70L18 69V67H16L15 68V65L13 66V65H7V67H6V64H5V66H3V63H7V61H9L7 64H11L10 63V55H8ZM66 54V53H65ZM99 54V53H98ZM122 54V55H121ZM126 54H125V56H126ZM131 54H133V53H131ZM144 54H145V56L147 55L148 56V59L146 58L145 59V57H144ZM6 55V56H5ZM40 55H41V57L42 58H40ZM108 55V57H107V59H106V56ZM117 55H118V57H117ZM136 55V56H137ZM9 57V58H6V57ZM73 56H75V57H73ZM146 56V57H147ZM39 57V60L40 59H42L41 61L42 62H39V61H37L38 63H41V64H43L44 63V65H45V68L43 69V70H46L47 71V73H46V71H43L42 72V68L40 69V71H41V73H43V75L37 70L38 69V67H39V65L38 64H35L36 63V60H35V58H38ZM51 57V56H50ZM50 57H49V59H50ZM115 57V58H114ZM172 57V58H171ZM170 58H169V60L171 61V62H169V64H173V63H175V61L173 62V60L174 59H177L178 57L176 56V57H174V56H171ZM182 57V56H181ZM181 57H179V59L181 58ZM5 58H6V60H5ZM13 58V59H14ZM76 58V59H75ZM93 58V59H92ZM104 58H101L100 59V61H102V62H100V61H97V62H95V64H97V65H100V64H102L103 62L105 63V61H104ZM117 58V59H116ZM11 59H12V57H11ZM44 59V60H43ZM45 59H47L46 61H45ZM80 59V60H79ZM115 59V60H114ZM77 60V61H76ZM79 60V61H78ZM92 60V61H91ZM150 60V61H149ZM6 61V62H5ZM114 61V62H113ZM48 62H50V63H48ZM80 62V63H79ZM99 62H100V64H99ZM45 63H47L48 65H50V67L52 66L53 67V69L52 68H50L49 66H47V64H45ZM87 63H88V65H87ZM152 63V62H151ZM56 64L57 63H55V66H56ZM25 65V66H24ZM37 65V66H36ZM43 65V66H44ZM79 65V66H78ZM88 66V68H87V66ZM91 65L93 66V68H91ZM147 65H149V64H147ZM21 66V67H20ZM42 66V65H41ZM42 66V67H43ZM85 66H86V68L88 69V70H86V68H85ZM101 66H103V65H101ZM104 66H103V68H104ZM111 66H113L114 68H115V70H113L112 68H111ZM14 67V68H13ZM37 69H36V68ZM47 67H49V68H47ZM77 67H79V68H77ZM108 67H110L109 69H108ZM145 67H146V64H145ZM8 68H10V69H8ZM55 68H57V70L59 71V72H61L60 73V75H57V74H59V72L55 69ZM97 68V69H96ZM11 69H14V70H11ZM19 70V71H17V70ZM48 69H52L53 71H51V72H53V73H51L50 71H48ZM70 69V70H69ZM73 69V70H72ZM77 69H80V70H78L77 71ZM108 69V70H107ZM16 70V71H15ZM37 70V71H36ZM63 70H64V72H63ZM74 70H75V72H74ZM10 71H12V72H10ZM35 71H36V73H35ZM55 71V72H54ZM57 71V72H56ZM66 71L67 72H69V73H66ZM71 71H73V72H71ZM88 71V72H87ZM97 71V72H96ZM113 71V72H112ZM145 71H146V69H145ZM14 72L15 73H17V74H14ZM38 72H39V74H38ZM81 72V71H80ZM90 72V73H89ZM110 72V73H109ZM44 73H46L45 75H44ZM56 73V74H55ZM65 74L64 76H63V74ZM71 73V74H70ZM73 73V74H72ZM97 73V74H96ZM99 73V74H98ZM14 74V75H13ZM37 76H36V75ZM49 74H50V77L51 76H54V75H57V76H59L58 77V79H60V81L58 80V79H53V80H51L50 79V81H49V79L48 78H50L49 77ZM52 74V75H51ZM67 74H68V77H67ZM70 74V75H69ZM87 74H85V75H87ZM116 74H117V77H116ZM38 75H40V76H38ZM46 75H47V77H46ZM98 75V76H97ZM56 76V77H57ZM63 76V77H62ZM67 77V78H64V77ZM69 76H73V77H71V79H70V77ZM74 76H76L75 77V81H74V79H72V78H74ZM88 76V75H87ZM104 76H103V79H104ZM45 77H46V79H45ZM37 78H39V79H41V80H37ZM44 78V79H43ZM69 78V79H68ZM3 79H6L7 81H3ZM79 79V80H78ZM47 80V81H46ZM57 80V81H56ZM70 80H72V82L74 81V83H75V85H76V87H78V90H80V91H82L81 93L83 94V96H84V94H85V96L83 97L84 99H86L87 100V102L86 103H88V105H89V108L90 107H92V108H90V111H92L91 109H93V113L92 112H90V116L91 117H93V118H91V121H92V123H93V129L91 130V133L93 134V132H94V134L93 135H97V139L99 140V138L100 137H102V139L100 138V142H98L99 144H100V146H99V144L97 143V141L98 140H96L95 142V144H94V146H95V149H92V151H91V147L90 146H88L87 144V139H83V137L85 138L86 136L84 135V134H86V133H83L84 132V130H83V126H85V124L83 123V121H82V119H81V117L82 116H79V115H77V114H75L76 113V110H77V108L76 107H74V105H75V100H74V97H72L70 94H68V92L66 91V92H64L63 93V91L64 90H67L68 88H69V82L71 83V81ZM83 80V79H82ZM2 81V82H1ZM37 81H39L40 82V84H38L37 83ZM41 81H42V83H41ZM47 82V84L45 83V82ZM48 81H49V85L51 84L50 82L52 81V83H54L53 85L51 84L50 86L48 85ZM65 81V83L64 84H62L63 82ZM68 81V82H67ZM103 81V80H102ZM3 82H7V84L9 85L10 84V86L9 87H11L12 85H13V88L14 89H12V87H11V93H12V95L10 94V97H9V94L8 93H10V92H3V90L4 89H6V88H3V86L1 87V85H5V83H3ZM44 82V83H43ZM58 82H62V83H58ZM92 82V83H91ZM2 83V84H1ZM55 83H57V84H55ZM77 83V84H76ZM89 83V84H88ZM107 84L108 82H104V84ZM121 85L120 86V88H122V89H120L119 88V84ZM39 85V86H38ZM42 85L44 86L45 85V88H47V90H51V89H55V90H53V92L55 93L54 95L53 94H51L49 97H52V98H49L48 97V99L46 98V99H42V96H41V94H42V92H39V91H44L43 90V88H42ZM47 85V86H46ZM63 85L65 86H67V88L65 89L64 87H63ZM51 88H49V87ZM65 86V87H66ZM118 86V87H117ZM5 87H7V85H5ZM40 87V88H39ZM55 87V88H54ZM61 87V88H60ZM64 89H63V88ZM95 87V86H94ZM42 88V89H41ZM44 88V89H45ZM58 90H57V89ZM126 88V87H125ZM7 89H9V88H7ZM33 89H35V91H32ZM40 89V90H39ZM62 89V90H61ZM127 89V88H126ZM29 90H31V93L29 92ZM38 90V91H37ZM47 90H46V92H47ZM2 91V92H1ZM8 91H10V90H8ZM37 91V92H36ZM62 91V92H61ZM127 91V90H126ZM129 91V90H128ZM130 91H132V92H129L130 94V96H132V98L130 97V99H131V101H134L133 102V104L135 103V104H138V105H136V106H139L140 105V102L143 100V101H145V97L144 96H142V94L140 95L139 94V92H137L138 94H135V93H133V92H136V91H133V90H130ZM34 92L36 93V94H34ZM39 92V94H37ZM45 92V91H44ZM43 92V93H44ZM119 92H120V94H119ZM3 93V94H2ZM5 93V94H4ZM51 93H52V91H51ZM68 94L69 95V97H68V95L66 96L65 94ZM113 93V94H112ZM32 94H34V95H38V97L39 98H37V99H35L36 100V102H34V99H32V97H33V95L31 96ZM44 94H46V93H44ZM43 94V95H44ZM112 94V95H111ZM117 94H119V96L117 95ZM1 96V97H2ZM36 96H34L35 98H36ZM40 96H41V98H40ZM45 96V95H44ZM73 98H71V97ZM111 96V97H110ZM55 97V98H54ZM68 99H67V98ZM108 97H110V98H108ZM117 97V98H116ZM44 98V97H43ZM67 100H66V99ZM102 98V99H101ZM120 98V99H119ZM122 98V99H121ZM133 98H134V100H133ZM189 98V97H188ZM190 98H193V97H190ZM190 98H189V100L187 101V102H193V101H195V99L193 98V99H191L190 100ZM40 99V103L38 102V100ZM52 99V100H51ZM59 99V100H58ZM60 99H61V101H60ZM111 99V100H110ZM142 99V100H141ZM70 100V101H69ZM85 100V101H86ZM2 101V103H4ZM61 102V104H60V102ZM74 101V102H73ZM106 101V102H105ZM143 101L141 102V105H144V103H143ZM15 102H18V103H16V105H13ZM56 102V103H55ZM57 102H59L58 104H57ZM139 102V103H138ZM54 103L57 105H54ZM63 103H64V106H61V105H63ZM110 103V104H111ZM194 103V102H193ZM67 104V105H66ZM69 104H70V106L73 108V109H71V107L69 106ZM94 104V105H93ZM121 104V103H120ZM192 104V103H191ZM4 104L2 105V109L4 110V107L3 106H5ZM12 105H13V108H12ZM35 105H36V107H35ZM58 105H60L59 107H58ZM65 105H66V107H65ZM91 105H93V106H91ZM103 105V106H102ZM11 106V107H10ZM69 106V107H68ZM76 106V105H75ZM9 107V108H8ZM53 109H52V108ZM54 107H55V109H54ZM68 107V108H67ZM12 108V109H11ZM16 108H18V107H16ZM75 108V109H74ZM103 108V109H102ZM172 108V109H171ZM171 108H169L168 106L166 107V113H168L167 115H168V117H169V119L171 120V122H173V123H175L176 121H177V115L174 113L175 111V109H173V107H171ZM49 109H51V111L49 110ZM66 109H70L69 111L68 110H66ZM168 109V110H167ZM74 111L73 112V116L75 117H77V119H76V121H75V123H79V124H76L75 126L77 127V129H76V127H74V129L72 128L73 126H69V125H71L70 123H69V125H68V121H66V120H68V119H66V120H64L65 119V117H67L66 116V112H67V114H68V117L70 116L69 115V113H70V111ZM99 110H101L100 112H99ZM171 111V113H169L170 111ZM5 111V112H6ZM55 111V112H54ZM8 112H7V114H8ZM14 112V111H13ZM12 112V113H13ZM20 112V111H19ZM49 112V113H48ZM52 112V113H51ZM78 112V111H77ZM102 112H104V114H102ZM144 112H146V111H144ZM144 112H142V113H144ZM92 113V114H91ZM154 113L155 112H152V111H150V113H149V116L150 117H147V120L149 121L148 122V124L150 125V124H153V122L155 123V120H156V117H155V115H154ZM172 113H174V114H172ZM11 114V113H10ZM24 114L22 115L23 116V120L25 119V117H24ZM146 114H148V112H146ZM145 113L143 114L144 116L146 115ZM13 115H14V113H13ZM153 115V116H152ZM171 116V118H170V116ZM89 116V117H90ZM143 116V117H144ZM174 116V117H173ZM48 117H50V119L48 118ZM78 117H80V118H78ZM151 117H152V119H151ZM155 117V118H154ZM172 117H173V119H172ZM22 118V117H21ZM83 118V117H82ZM136 118V117H135ZM134 118V119H135ZM45 119H47V120H45ZM62 119V120H61ZM80 119V120H79ZM133 119V122L137 125L138 123H140L141 124V121H140V119H138L137 118V121H136V119L134 120ZM149 119H151V120H149ZM155 119V120H154ZM48 120H50V123H49V121ZM53 120V121H52ZM84 121H85V119H83ZM94 120V121H93ZM139 120V121H138ZM153 120V121H152ZM173 120H176V121H173ZM41 121V123H39ZM52 121V122H51ZM64 121V122H63ZM69 121H70V119H69ZM143 121V120H142ZM145 121H146V119H145ZM151 121V122H150ZM63 122V123H62ZM66 122V123H65ZM80 122H81V124H80ZM138 122V123H137ZM147 122V121H146ZM1 123V122H0ZM28 123H29V126H28ZM30 123H31V125H30ZM37 123H39V124H37ZM177 123V122H176ZM175 123V124H176ZM43 124V125H42ZM46 124V126H48ZM65 124H67V125H65ZM84 124V125H83ZM175 124H174V126H175ZM2 123H1V126H0V137L2 136V130H3V128H2ZM36 125V126H35ZM42 125V126H41ZM142 125V124H141ZM141 125H140V128H143V127H141ZM155 124H153V125H151V126H154ZM31 126H32V128L33 129H31ZM33 126H35V127H33ZM37 126V127H38ZM50 126L49 127H46V129H48V128H50ZM80 126V127H79ZM137 126H139V124L137 125ZM27 127H29V128H27ZM68 127H70V128H68ZM175 127H177V126H175ZM174 127V129L176 130L177 129V131L179 130V134L181 133V131L183 132V130H184V133H182V134H178V133H176V131H175V133L177 134V136H176V142H180L179 144L178 143H174V141L171 143L172 145L174 144V147H176L175 149H176V151L178 152V153H183V151H180L182 148H185V143H183L185 140H183V142H182V140L180 141V139H178V137H180L181 136V138L182 137H185L184 136V134H186V132H185V130H187V128H185V129H182L181 128V126L179 127V124H178V128H181V131H180V129H178V128H175ZM44 128H45V126H44ZM44 128H42V129H44ZM139 128V127H138ZM137 127L135 128L136 129V131L138 130V131H141L140 129H138ZM50 129V130H51ZM73 130V131H71V130ZM82 129V130H81ZM74 130H76V131H74ZM107 131V132H106ZM137 131V132H138ZM188 131V130H187ZM80 132H82V133H80ZM107 134H106V133ZM51 133H53V135L51 134ZM243 135H242V134ZM49 134V135H48ZM77 134V135H76ZM79 134V135H78ZM157 134H158V132H157ZM157 134H155L154 135V138L156 139L157 138V136H158V138H159V140H158V142H157V140L155 141V143L156 144H158V146L157 147H160V148H156L157 150H155L154 149V151H156L154 154H157L158 152L157 151H160V150H162L161 152H159L160 154H157V155H159V158H158V156H156L155 155V157H154V159H156V160H158V161H155L154 159L151 161V165L153 164V167L154 166H156V167H158L157 165H159L160 166V164H159V162H160V160H162L163 159V152H165L164 151V149H166L167 148V146H171V144H169V143H167V141L164 139L165 137L161 134V133H159L158 135ZM239 134H241V136L240 135H238V136H240L239 138L241 139V138H243V136L244 137H246V134L244 133V132H240ZM245 134V135H244ZM27 135L28 136H31L30 134H28L27 133ZM52 135V136H51ZM110 135V136H109ZM157 135V136H156ZM162 137H161V136ZM34 136V135H33ZM43 137V139L41 138V137ZM45 136V137H46ZM64 136V137H63ZM74 136H75V138H76V140L77 141H75V138H74ZM76 136H78V137H76ZM106 137H108V138H106ZM161 137V138H160ZM187 137V136H186ZM31 138V139H32ZM40 138V139H39ZM55 138H61V139H57V141H55L56 139ZM70 138V139H69ZM78 138H79V140H78ZM94 138H96L95 136H94ZM104 138H106V139H104ZM162 138H163V140H162ZM238 138V137H237ZM236 138V139H237ZM36 139H37V141H36ZM42 139V140H41ZM69 139V140H68ZM109 139V140H108ZM111 139V140H110ZM116 139V138H115ZM185 139V138H184ZM235 139V138H234ZM230 140V141H234L235 143V145H237V142L239 143V146H240V142L239 141H237V140ZM244 139V138H243ZM247 139V138H246ZM62 142H61V141ZM68 142L67 144H66V142ZM71 140V141H70ZM74 140V141H73ZM242 140V139H241ZM2 141V137L0 138V142ZM42 141V142H41ZM52 141V142H51ZM65 142V146H64V142ZM70 141V142H69ZM108 141V142H107ZM237 141V142H236ZM243 141V140H242ZM44 142V143H43ZM60 142V143H59ZM73 142V143H72ZM75 142H76V144L77 145H75ZM78 142L80 143V144H78ZM106 142V143H105ZM160 142V143H159ZM163 142H164V144H163ZM182 142V143H181ZM248 142V140H246V142H245V144ZM53 143V144H54ZM61 143H63V144H61ZM102 143H103V145H102ZM166 143V144H165ZM229 143H231V142H229ZM243 143H244V141H243ZM42 144V145H41ZM50 144V145H49ZM62 146H61V145ZM72 145V146H70V145ZM85 144V145H84ZM160 144V145H159ZM162 144H163V146H162ZM168 144V145H167ZM184 145L183 147H181V145ZM233 144V143H232ZM58 145V146H57ZM59 145H60V147H59ZM80 145V146H79ZM84 145V146H83ZM88 146V148L86 149L85 148V146ZM224 146H225V144H223ZM243 145V144H242ZM241 145V146H242ZM49 146H50V148H49ZM68 146V147H67ZM75 146H76V148H75ZM86 146V147H87ZM177 146H178V148H177ZM238 145H237V148L239 147ZM35 147V148H36ZM41 147H37L36 149H40ZM55 147H57V148H55ZM62 147H63V149H62ZM71 147H74V148H71ZM80 147H82V148H80ZM86 149V150H84V148ZM90 147V148H89ZM179 147H181V148H179ZM43 148V147H42ZM41 148V149H42ZM45 148V149H46ZM54 148H55V150H54ZM66 148V149H65ZM70 148V149H69ZM97 148H99V149H101V150H99V149H97ZM109 149V146H105V148H104V150L106 151V149ZM164 148V149H163ZM241 148V147H240ZM51 149V150H50ZM79 149V150H78ZM97 149V150H96ZM107 149V150H108ZM149 150V153L150 152H152L153 150H151L150 148H148ZM159 149V150H158ZM49 150L50 151H53L52 152V154L49 152ZM57 150V151H56ZM89 150V151H88ZM99 150V151H98ZM182 150H184L185 151V149H182ZM241 149H239V151H240ZM39 151V150H38ZM41 151V150H40ZM62 151V152H61ZM71 151V152H70ZM95 151V152H94ZM98 151V152H97ZM63 152H65V153H63ZM69 154H68V153ZM92 152H94V153H92ZM100 152V153H99ZM104 152V151H103ZM90 153H92V154H90ZM244 154V151H241L240 152V154ZM56 156H55V155ZM63 154H65V155H63ZM237 154H239L238 152H237ZM162 155V156H161ZM118 156H119V158L120 159H118L119 161H118V166L120 165V166H122V167H120L121 168V170H124V165H125V163L123 162V164H122V162L120 163V160L122 159V158H124V156L120 153V154H118ZM246 156V155H245ZM14 156H12V158H13ZM16 157V156H15ZM60 157V158H59ZM161 157V158H160ZM244 156H242V158H243ZM249 157V156H248ZM247 157V158H248ZM4 158H5V156H4ZM55 158V160H56V158H57V163L56 162H54V159ZM158 158V159H157ZM15 160H17V161H19V159L20 158H18V156H17V159L16 158H14ZM22 159H24V158H22ZM60 159H61V161H60ZM80 159V160H79ZM95 159V160H94ZM245 159H246V157H245ZM249 159V158H248ZM13 160V159H12ZM25 160V159H24ZM75 160H77V161H75ZM243 160V159H242ZM250 160H253V158L250 156ZM250 160H248L249 162H250ZM74 161V162H73ZM78 161L80 162H82V164H84V166H87L86 168H85V173H84V176H83V179L82 178H78L77 176H76V178H75V171L73 170V167H74V165L73 164H78ZM97 161L99 162V164H101L99 167H98V165L99 164H97ZM107 161H108V163H107ZM193 161V160H192ZM195 161V160H194ZM192 162V163H194L193 165H196L197 166V164H196V162ZM245 161L246 160H244L243 161V164L245 163ZM247 161V162H248ZM63 162V163H62ZM65 162L67 163V165L68 166H66V164H65ZM76 162V163H75ZM80 162V163H81ZM14 163H16V165H14L16 168H17V165L19 164V163H17L16 161H14ZM20 163H22V161L20 162ZM157 163V164H156ZM191 163V162H190ZM254 163V164H253ZM256 163H258V164H260V162L258 161V160H256V161H252V163L250 162V163H248L249 165H247V163H246V169L244 168L243 170H245V171H243V173L245 172H247V174H251L252 175V173L251 172H253V171H251V170H254V168H256V166H259V165H257ZM97 164V165H96ZM102 164H104V165H102ZM106 164V165H105ZM122 164V165H121ZM156 164V165H155ZM242 164V163H241ZM240 164V165H241ZM21 165V164H20ZM19 165V166H20ZM32 165V166H33ZM60 165V166H59ZM63 165H65L67 168H69V173H66L65 172V170H64V167H63ZM22 166H24V165H21L19 168H21L22 170H23V168H22ZM28 165H26V166H24V169L26 170L27 168H25V167H27ZM31 166V167H32ZM39 166V165H38ZM76 166V165H75ZM106 166V167H105ZM245 166H243V167H245ZM248 166V167H247ZM260 166H261V164H260ZM259 166V167H260ZM30 167V168H31ZM59 167H62V169H60ZM107 168V169H105V168ZM152 167V166H151ZM152 167V169H155V168H153ZM251 167H252V169H251ZM258 167V168H259ZM262 167V166H261ZM261 167L259 168L260 170H263V169H261ZM15 168V169H16ZM40 168V167H39ZM38 168V169H39ZM102 168V171L100 170ZM109 168V169H108ZM248 168V169H247ZM250 168V169H249ZM18 169V168H17ZM75 169V168H74ZM99 169V170H98ZM105 169V170H104ZM71 170V171H70ZM108 170V171H107ZM258 170V169H257ZM257 170L255 171V172H257ZM24 171V170H23ZM35 171V172H34ZM49 172L50 171V173H51V175H49L47 172ZM73 171V172H72ZM105 171V172H104ZM169 170H165L164 172V177H166V175H168L169 176V172H168ZM171 171V170H170ZM39 172V171H38ZM64 172V173H63ZM99 172V173H98ZM166 172H167V174H166ZM172 172V171H171ZM12 173V172H11ZM66 173V174H65ZM101 173H103V174H101ZM258 173H259V171H258ZM257 173V174H258ZM260 173H263L262 175L260 174ZM259 174H260V176H263L264 175V171H262V172H260ZM99 174V175H98ZM254 174H256V173H254ZM257 174L255 175L256 177H257ZM258 174V175H259ZM10 175V176H9ZM44 175H45V178H44ZM49 177H48V176ZM111 175H113L112 177H111ZM192 175V176H191ZM191 175H189V176H187L189 179H193L192 177L193 176H195L194 174H191ZM246 174H243V176H245ZM8 176H9V178L8 177H5V178H3V180H1L0 179V203L2 202L3 203V199L5 200V204L3 205L2 203V205L5 207H2L1 205H0V207L4 210V211H2L1 210V208H0V210L2 211H0V216L5 220L6 219V221L8 220L9 221V219H10V221H9V224H7V225H5V224H3L2 226H3V228H6V227H4V226H9V225H15L16 223H18L19 224V222H15L18 218H19V216L17 217V215H15V214H18L17 213V211H18V209L19 208H17V207H14V206H16V202H15V199H16V197H18V196H15L17 193H18V191L19 190H21L19 187L20 186H18V185H20L21 184V179L19 178V180L20 181H18V179H17V181H15V180H13L14 178L11 176V174H8ZM38 176L40 177L39 179H38ZM100 176V177H99ZM106 176V177H105ZM240 176V175H239ZM243 176L241 177V178H243ZM102 177V178H101ZM110 177V178H109ZM264 177V176H263ZM8 178V179H7ZM44 178V179H43ZM101 178V179H103V180H99V179ZM135 180H134V179ZM31 179V180H30ZM77 179H79V180H77ZM132 179H133V181L134 182H139L140 183V181H141V179H139V176H137L136 178L135 177H132ZM243 179H245V178H243ZM250 179H253V176L250 178ZM250 179H245V181L243 182L242 181V179H240V178H238V181H239V183L237 182V184H239L240 185V182H241V184L242 183H245L246 182V180H250ZM30 180V181H29ZM176 180V179H175ZM177 180L178 181H180V179H178L177 178ZM176 180V181H177ZM22 181H24V180H22ZM44 181V182H43ZM100 181V182H99ZM103 181V182H102ZM105 181V182H104ZM176 181H175V183H176ZM177 181V182H178ZM248 181L246 182V183H248ZM254 181H255V178H254ZM5 182H7V183H5ZM29 182V183H28ZM5 183V184H4ZM17 183H19L18 185H17ZM25 183V182H24ZM25 183V184H26ZM98 183H100V184H98ZM101 183H103V185H101ZM245 183V184H246ZM7 184V185H6ZM26 184V185H27ZM44 184H45V186H44ZM96 184V185H95ZM99 186H98V185ZM105 184V185H104ZM115 184H117V183H115ZM178 183H176V185H177ZM252 184V190L254 191V189L255 188H253V183H251ZM251 184H247L248 186H249V188H251ZM29 185H27V186H29ZM68 185V186H67ZM70 185V186H69ZM72 185H73V187H72ZM238 185V186H239ZM244 185V184H243ZM257 185V184H256ZM256 185H254V187L256 186ZM18 186V187H17ZM29 186V187H30ZM67 186V187H66ZM94 186V187H93ZM96 186H98V187H96ZM106 186H107V188H109L110 187V190H105V189H107L106 188ZM117 186V185H116ZM28 187V188H29ZM100 187V188H99ZM119 187V186H118ZM117 187V188H118ZM240 187H241V185H240ZM243 187H246V185H244V186H242L241 188H243ZM18 188H19V190H18ZM31 188V187H30ZM29 188V189H30ZM73 188V189H72ZM105 188V189H104ZM248 188V187H247ZM246 188V189H247ZM248 188V189H249ZM257 188H258V186L256 187V189L255 190H257ZM260 188V187H259ZM43 188L41 187V190H42ZM65 190V192L64 193H66V195L67 196H65V194L63 193V191ZM67 189V190H66ZM69 189V190H68ZM93 189L95 190V189H100V190H98V191H100V192H96L97 190H95V192H96V194H94L95 192L93 191ZM243 189H245V188H243ZM247 189V190H248ZM9 190V191H8ZM16 190H18L17 191V193H15L16 192ZM117 190V189H116ZM118 190H119V188H118ZM250 191H249V193L253 196V197H250V201H251V203L255 206V208L254 209H252V210H255L257 213L255 214V215H259L260 214V216H258V218L259 217H261V218H263V221H264V212H263V210H264V207L262 208V206H264L263 204H264V201H263V198H261L263 195H264V187H263V191H262V193H260L261 192V189H260V192H257L256 194H255V192L253 193L252 192V190L251 189H249ZM7 191V192H6ZM43 191V190H42ZM67 191V192H66ZM113 192V193H111V194H108L109 192ZM258 191V190H257ZM10 192V193H9ZM11 192H12V195H11ZM20 192L21 191H19V193L18 194H20ZM91 192H93V193H91ZM104 192H105V194H104ZM106 192H108V193H106ZM252 192V193H251ZM116 193H117V191H116ZM17 194V195H18ZM62 194H64V195H62ZM97 194H99L100 195V197L97 199L96 197H95V195L98 197V195ZM107 196V198H106V200H105V196ZM109 196H108V195ZM260 194V195H259ZM8 195H10V196H8ZM102 195V196H101ZM250 195V196H251ZM3 196H5L4 198H3ZM15 196V197H14ZM104 196V197H103ZM255 196V197H254ZM257 196H259L258 198H260L261 200H259V202L257 201V200H255V198L257 197ZM261 196V197H260ZM6 197H8V198H12L13 197V199H12V202L11 201H8L9 199H6ZM103 197V198H102ZM109 197V198H108ZM15 198V199H14ZM100 198H102V199H100ZM258 198H256V199H258ZM92 199H94V200H92ZM97 199V200H96ZM114 199H115V197H114ZM121 199V200H120ZM122 199H124V201L122 200ZM218 199V198H217ZM225 199H227V201H228V198H225ZM252 199V200H251ZM11 200V199H10ZM74 200H76V202L74 201ZM112 200V201H111ZM216 200V199H215ZM218 200H220V199H218ZM254 200V201H253ZM38 201V202H37ZM64 201L66 202V203H64ZM95 201V202H94ZM98 201H100V202H98ZM104 201H109L108 202V204H112V205H109V206H106V204H107V202H105V204H104V207H103V210H101L102 209V205L100 204V203H104ZM110 201H111V203H110ZM178 201V200H177ZM6 202H8L7 204H8V206L9 205H12L10 208H8V206H5V205H7L6 204ZM37 202V203H36ZM97 202V203H96ZM112 202H114V205H116L115 207H113V203ZM138 202H139V199H138ZM258 204H257V203ZM261 202H263L262 204H260ZM11 203V204H10ZM68 203V204H67ZM93 205H92V204ZM96 203V204H95ZM100 205H99V204ZM66 204H67V206H66ZM97 204H98V206H97ZM135 204H137V206L138 205H140L141 204V202L140 203H135ZM251 204V205H252ZM101 208H100V207ZM118 206V207H117ZM136 206V205H135ZM261 206V207H260ZM34 207H35V209H34ZM97 207L99 208V210H101V211H103V212H101L100 211V213H99V211H98V209H97ZM112 207V208H111ZM250 207V206H249ZM257 207H259V208H257ZM256 208H257V210H256ZM7 209H8V211H7ZM17 210V211H13V210ZM91 209V210H90ZM94 209V210H93ZM96 209V210H95ZM262 209V210H261ZM28 210V211H27ZM39 212H38V211ZM143 210V209H142ZM150 210V209H149ZM149 210L147 211V213H145V214H147L149 217H148V221H149V224H150V222H151V230H152V236H153V238L154 239H156V241H159L158 243L161 245V246H163L164 248H165V250L166 251H171V248H172V250L174 251H172L171 253H173L174 255H175V257H174V255L172 254V256H173V258L175 259V261L177 262V260L179 259H176L177 257L176 256H178L179 254H181V253H178L179 251H177L176 250V248H178V249H180L179 248V246H181V244L180 243H178V240H176L173 236H172V234L177 230L176 228L178 227L177 225H178V223H176L175 221H173V220H175V218H176V214L175 213H173V212H169V215L168 216H171L170 218H174V219H172L170 222H172V223H170V225L168 226V228L169 229H167L168 231H167V235H165L166 234V231L164 230V228L163 227H161L162 225H163V223H162V221H161V219L159 220V218L162 216H159V214H162V213H160L159 211H158V209H156V208H152L151 209V211L149 212ZM156 210H157V212H156ZM250 210V209H249ZM10 211V212H9ZM20 211V210H19ZM34 211H37L35 214L33 213ZM42 211V212H41ZM98 211V212H97ZM255 211H253L254 213H255ZM21 212H19V213H21ZM106 212V211H105ZM13 213V214H12ZM40 215H39V214ZM42 213V214H41ZM92 215H91V214ZM95 213V214H94ZM102 213V214H101ZM158 213V214H157ZM253 213V214H254ZM263 213V214H262ZM120 214L121 215H123V216H120ZM171 214V215H170ZM24 215H22V216H24ZM95 215H97V216H95ZM174 217H173V216ZM16 216L17 218H16V220H15V218L14 217ZM24 216V218H22V217H20L19 219L20 220H22V219H26V217ZM40 216V217H39ZM41 216H42V218H41ZM83 216H84V218H83ZM93 216V217H92ZM98 216H99V218H98ZM103 216H105V217H103ZM1 217H0V220H1ZM38 217V218H37ZM80 217V218H79ZM82 217V218H81ZM159 217V218H158ZM22 218V219H21ZM28 218V217H27ZM34 218L36 219L37 218V220H34ZM77 218H78V220H77ZM88 218V219H87ZM91 218V219H90ZM95 218V219H94ZM97 218V219H96ZM124 218H127V219H124ZM231 218V217H230ZM261 218L259 219L260 220V222L258 223V225L259 224H261ZM13 219V220H12ZM81 219H82V221H81ZM150 219V220H149ZM4 220H2V222L4 221ZM15 220V221H14ZM92 220H93V222H92ZM98 220V221H97ZM102 222H101V221ZM116 220V223L118 222ZM125 220H127V222L125 221ZM177 220V219H176ZM227 220H231V219H227ZM226 220V221H227ZM12 221H13V223L14 224H12ZM78 223H77V222ZM84 221V222H83ZM85 221H87L86 222V224H85ZM90 221H91V223H90ZM97 221V222H96ZM100 221V222H99ZM124 221V222H123ZM160 221V222H159ZM178 221V220H177ZM39 222V223H38ZM79 222H81V224L79 223ZM99 222V223H98ZM104 222V223H103ZM118 222V225L117 226H120V227H122L123 225H121L120 223ZM130 222V221H129ZM231 222V221H230ZM230 222H227L226 224H224V230H225V232H226V228H227V226H231V227H228L229 228V234L226 232V239L227 240H229V241H227L228 243L230 242V241H232L233 240V238H235L233 235H237L238 234V231H237V228H234L235 227V225L232 223H230ZM233 222H234V220H233ZM38 223V224H37ZM48 223V224H47ZM54 223V224H53ZM93 223V224H92ZM175 223H176V226H175ZM229 223V225H227ZM48 225V227H51V228H48L47 227V225ZM49 224H50V226H49ZM85 225V226H83V225ZM97 224V225H96ZM99 224V225H98ZM120 224V225H119ZM128 224V223H127ZM17 225V224H16ZM45 227H44V226ZM55 225L56 226H58L56 229H55ZM96 225V226H95ZM149 225V226H150ZM174 225V226H173ZM232 225H234V226H232ZM261 225H264V222H262V224ZM260 225V226H261ZM33 226V225H32ZM31 226V227H32ZM43 226V227H42ZM92 228H91V227ZM94 226V227H93ZM105 226V225H104ZM124 226H123V228H124ZM190 226V225H189ZM11 227H13V226H11ZM10 226H9V229H12ZM14 227H17V226H14ZM88 227V229L90 230V232H89V230L88 229H86ZM96 227V228H95ZM174 227V228H173ZM44 228H47V229H44ZM78 228H80V229H78ZM83 228H84V230L86 229L87 231H84L83 230ZM95 228V229H94ZM99 228V229H98ZM163 228V229H162ZM185 228H188V227H185ZM194 228V227H193ZM192 228V229H193ZM8 229V228H7ZM8 229V231H10ZM43 229V230H42ZM52 229V230H51ZM58 232V236H56V232H55V230ZM58 229V230H57ZM92 229H93V231L95 232V230H96V232L97 233H95L94 234V232H92ZM170 229H171V231H170ZM174 229H176V230H174ZM179 229V228H178ZM191 228H188V230H192ZM197 228H194L193 230L195 231ZM37 230H38V232H37ZM42 230V231H41ZM162 230H164V232H162ZM173 230V231H172ZM187 230V229H186ZM188 230L186 231L187 233H189V235L190 236H192L191 234H190V232L191 231H189L188 232ZM8 231H7V233H8ZM234 231H237V232H234ZM88 232V233H87ZM169 232H170V235H169ZM4 233L6 234V237H7V233L5 232V229H4ZM56 233V234H55ZM90 233V234H89ZM55 234V235H54ZM97 234V235H96ZM192 234H193V231H192ZM195 234V235H194ZM194 234H193V237H195V238H200V236L198 235V234H200L199 232H197V230H196V233L194 232ZM197 234V235H196ZM94 236V238L96 239V237H95V235L96 236H98L99 237V239H98V237H97V241L96 240H93L94 238L92 237L91 238V236ZM233 236V238H232V236ZM13 236H14V233H13ZM55 236V238H53ZM88 236H89V238H88ZM121 236V235H120ZM155 236V237H154ZM169 236V237H168ZM170 236H172V237H170ZM198 236V237H197ZM8 237L10 238V240L12 241V242H9V238H8V240H7V242H5V240L3 241V243L5 242V244L6 243H9V245H10V243H12L13 244V246H14V244L16 245V244H18L19 243V241H16V237L14 236L13 238H12V232L10 231V233H8ZM87 238V239H85V238ZM110 237V238H109ZM120 239H119V238ZM122 237V236H121ZM15 238V239H14ZM129 238V239H128ZM166 238H168V239H166ZM202 238V237H201ZM200 238V239H201ZM231 238H232V240H231ZM7 239V238H6ZM13 239V240H12ZM19 239V238H18ZM91 239V240H90ZM109 239V240H108ZM132 239V238H131ZM143 239V240H142ZM175 239V240H174ZM199 239V240H200ZM110 240H112V241H110ZM119 240V241H118ZM141 241H145V239L144 238H141L140 239ZM167 240V241H166ZM197 241V243H199V244H197L196 243V248L195 247H191L190 246V248H189V252L191 253V255H193L194 256V260H197V258L199 259V254H200V252L202 251V249L203 248H201L200 249V247H202V245H203V243H202V241ZM57 241V242H56ZM59 241L61 242V243H59ZM92 241V242H91ZM94 241L95 242H97V243H94ZM99 241V242H98ZM106 241V242H105ZM161 241V242H160ZM226 241V240H225ZM103 242V243H102ZM111 244H110V243ZM174 242V243H173ZM100 243H102V244H100ZM115 243V244H114ZM174 245H173V244ZM227 243V244H228ZM4 244V246L5 247H7V245H5ZM12 244H11V247H12ZM57 244H58V246H57ZM53 245H55V246H53ZM59 245H60V247H59ZM95 245H97V246H95ZM99 245V246H98ZM107 245V246H106ZM167 245V246H166ZM177 245V246H176ZM103 246V247H102ZM105 246V247H104ZM111 247V249H110V247ZM225 246H227V245H225ZM51 247V248H50ZM107 247H108V251L110 252V253H108V251H107ZM248 247V246H247ZM247 247H245V248H247ZM62 248V249H61ZM104 248V249H103ZM126 248H127V250H126ZM169 248V249H168ZM221 248L222 247H220V253H219V255H218V259L220 260V261H222V262H224L223 260H225L224 258L222 259V256H224V251H226V252H228L227 250H230V249H228L229 248V246H227V248L226 247H224V248H226V250L224 249V248H222V249H224V253L223 252H221ZM245 248H243L242 250L244 251L245 250ZM249 248V247H248ZM61 251H60V250ZM99 249V250H98ZM198 251V249H199V254L197 253V252H195L196 250ZM217 249H219V248H217ZM216 249V250H217ZM20 250H22V251H20ZM51 250V251H50ZM64 250V251H63ZM175 250L177 251V252H175ZM194 251V252H191V251ZM24 251V249H19V252H23ZM58 251V252H57ZM66 251V252H65ZM98 251V252H97ZM100 251V252H99ZM103 251V252H102ZM105 251V252H104ZM204 251V250H203ZM254 251H256V250H254ZM57 252V253H56ZM63 252H65V253H67V254H65V253H63ZM107 252V253H106ZM245 252H246V250H245ZM257 252V251H256ZM256 252H254L255 254H257V255H255V254H253L254 255V257H256L257 258V256H258V252L256 253ZM262 252V251H261ZM260 252V253H261ZM52 253V254H51ZM53 253H55V254H53ZM103 253H106V254H108V255H105V254H103ZM193 253V254H192ZM195 253H196V257H195ZM202 253H204V252H202ZM242 253V252H241ZM250 253H253V251L251 252V250H250V252H249V254ZM60 254V255H59ZM62 254V255H61ZM91 254V255H90ZM93 254V255H92ZM96 254V255H95ZM100 256H99V255ZM119 254V255H118ZM177 254V255H176ZM198 254V255H197ZM223 254V255H222ZM244 254V253H243ZM243 254H240V255H243ZM264 254V253H263ZM49 255H51V256H49ZM94 255H95V257H94ZM104 255V256H103ZM222 255V256H221ZM225 255H227L226 253H225ZM252 255V254H251ZM262 254H260V256L259 257H263L264 258V255L263 256H261ZM17 256H22V254H20V255H17ZM29 256V260H27V262H25L24 264H33V262H34V264L35 263H37L36 261V259L33 257V256H31V257H33V259L30 257V255H28ZM27 256V257H28ZM44 256H45V258H44ZM62 256V257H61ZM93 256V257H92ZM106 256V257H105ZM131 256V257H130ZM181 255H179V257H180ZM220 256H221V259H220ZM49 257H51V258H49ZM53 257H54V259H53ZM61 257V258H60ZM90 257H92L93 259H91ZM107 257H109V258H107ZM119 257V258H118ZM120 257H121V259L123 260V262H122V260L120 261ZM227 257V256H226ZM225 257V258H226ZM70 258V259H69ZM101 258V259H100ZM241 258H245L246 259V257H242L241 256ZM257 259V260H260V263L261 262H263V258L262 259ZM50 259H52V261H53V263H51L52 261L50 260ZM65 259H67V260H65ZM74 259V260H73ZM91 259V260H90ZM97 259V261H95ZM98 259H99V261H98ZM103 259H105V260H103ZM110 259V260H109ZM131 259V260H130ZM255 259V258H254ZM253 259V261L254 262H256L255 260ZM34 260V261H33ZM36 260V261H35ZM49 262H48V261ZM56 260V261H57ZM84 260L86 261V263L84 262ZM102 260V261H101ZM106 260H108L107 262H105ZM113 260V262H115ZM133 260V261H132ZM180 260V259H179ZM178 260V261H179ZM262 260V261H261ZM21 261V260H20ZM51 261V262H50ZM56 261H55V263H56ZM250 260H248V261H245L244 260V262L246 263V262H249ZM72 262V263H71ZM100 262V263H99ZM122 262V263H121ZM179 263V262H178ZM259 263V264H260ZM60 264H61V262H60ZM112 264V263H111ZM222 264H225V263H222ZM247 264V263H246ZM249 264H250V262H249ZM256 264H258V262H256Z\"/></svg>",
    "mask_w": 264,
    "mask_h": 264
}]
</instances>
